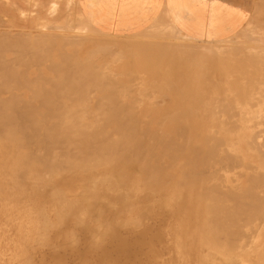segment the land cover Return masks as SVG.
<instances>
[{
  "label": "bare ground",
  "instance_id": "6f19581e",
  "mask_svg": "<svg viewBox=\"0 0 264 264\" xmlns=\"http://www.w3.org/2000/svg\"><path fill=\"white\" fill-rule=\"evenodd\" d=\"M83 2H85V1H81V0H57L55 2H52V4H51L49 0H46V2L44 3L45 9H41L40 11H37L35 13L29 12L30 14H27L23 17L18 16L17 18L21 19V21L24 23L23 26H26V27L27 26L28 27L29 26H37L38 28H40V31L42 30V32H43L44 28H48V33H49V30H51L49 28H51V27L55 28L54 30L57 29L58 32L59 31L61 32L64 30L63 33H59L57 35H55L56 32L54 30H52L55 33H50L49 35L52 34V36L55 35L56 37H58V35H60V36L62 35L66 40H68L70 42H71V40H76L77 43L80 42L82 44L85 43L86 41L93 39V40H91V42L94 41L95 45L97 44L99 47H101V48L103 47V49H105V47H106L111 52L113 51V53H111L109 51V53H111V55H108L107 61H104L107 57L103 53L108 52V50L105 49L106 51H104V52H103V50L101 51V52H103L102 54H103V57L105 56V59H103L101 57L102 56L101 52L98 51L101 55L100 59L102 58V60L104 62L101 61L102 64H96V65L94 62L97 61V59H99L98 57H96L99 55L94 56V54H93V56L96 57L97 59L96 58H90V57H91V53H94L97 51L92 52V49L90 48L91 53L90 54L87 53V55H90L89 58L86 59V61H88L87 63H91L89 61H92L94 63V65L96 67H98V69L97 68L96 69L100 70L102 73L100 72L101 73L100 74L99 71L96 72L97 70H95L94 72L97 73V76L100 75L99 78L100 79L103 78V80L111 81L110 77H109V79H106V78H108L106 75L107 74L112 75L111 77H113V75L115 73L110 71V69H113L114 67L116 68L117 63L122 58H125L126 55L133 58V56L136 55L137 52H135V49H136L135 47L137 45L135 46V43H133L131 45L130 40H127V39H132V37H133V40L135 38H139V37L141 38V39L139 38V41L136 44H138V45L141 44L142 49L145 48L146 46L149 47V48L146 47V50L143 49V52L144 51L146 52L147 50L149 51L151 49V47H152L151 44H153V43H151L152 40H150V39H154L153 40L154 46L150 50L151 52H149V53L144 52V55L142 54L143 53L142 52V53H140L141 57H142V55L144 57H150L153 54L152 52H154L152 50H157V48L161 52L158 50L155 52H160L163 54H165V51L176 50L177 52H180L181 54L187 53V54L198 55V56L215 57L218 59H220L226 53H229L231 51L232 58H231V60L228 59V60H230L231 64H228V60H226L225 57H223V59L221 58V60L225 59V61H227V68H230L233 70V72L231 70H228V71H230V73L232 72L231 75H233L239 68V63L237 62L238 59H240L242 61L240 63H242V64L244 63L243 61H245V60L243 57L246 55H243V57H240V56H242V54H245V52L249 53L245 58L246 60L249 59V57H248L249 55H254V56L256 55L260 60H262V61L264 60V22L263 21H262L263 23L260 26H258L259 29L254 28V29H256V32L252 28L253 34H251V35L253 37L245 38V40L246 39L252 40V38H253V40H254L253 42L257 41L255 43V45L254 44L249 45L252 42L248 43V41H244V42H247L248 44L243 43L244 46L242 44L239 46V44L237 45V41L233 40V42H236V44H233L230 41H228L230 38H228L226 36H224L222 38L223 40H221L220 42H199L197 40H194L195 38H192V37L187 38L185 36L186 37L185 38L184 35H182L179 32V30L177 29V27L174 25L173 21L166 14L160 15L158 18L154 19L141 32L137 31L138 33L135 32L136 34H134V35L127 36V37H119V36H115V35L108 34V33H103L101 31L96 30L95 24H93L92 18L89 15H86L84 13V11H82L81 6L82 7L84 6ZM64 10H66V13L63 14L62 17H60L61 12ZM249 22H250V20L247 21V23H249ZM256 22H258V21H256ZM50 23H54L56 25L49 27ZM258 24H259V22H258ZM0 26H1V24H0ZM247 26L250 28V25H247ZM247 26H244L235 35H240V36L245 35L246 36V34H250L248 32ZM251 26H253V25H251ZM22 29H25V28H22ZM1 30H3V29H1ZM1 30H0V32H1ZM84 30H92V31L98 32V36L101 37L102 39H105L104 42L103 41L101 42V39H99V38H98L99 42H95L97 39L95 40L94 38H92V37H95V34H94V36L89 37L87 34H85L86 31L84 32ZM6 31H7V29H6ZM46 31H47V29H46ZM79 31H81V33H84V34H81ZM19 32H21V31H19ZM42 32H39V33H42ZM88 32H90V31H88ZM26 33L25 34L28 35L29 32H26ZM39 33H38V35L40 37H42L41 34H39ZM92 33H94V32H92ZM166 33L171 34V35L173 34L175 36L182 35V38L189 40V42L184 43L186 41L183 40L184 42L180 43L181 41L180 42L175 41L176 39H174V41L168 40L169 41L168 42L167 40L162 41V39L160 40L158 38V37H160V38L165 37V35L169 36ZM6 34H8V33L6 32ZM42 34L44 37V33H42ZM46 34L47 33H45V35ZM163 34H164V36H163ZM21 35H23V34H21ZM49 35H47L48 38H49ZM89 35H90V33H89ZM52 36H50V37L52 38ZM60 36L57 38L59 40V42H58L59 47L61 46V41H62V39H60ZM0 38H1V36H0ZM32 38H33V36H32ZM123 38H126V40L128 42H130L129 43L130 46H135L134 47L135 49L132 50V52H131L134 55H131L129 52H128L129 54L128 53L126 54L125 52H123L125 54L122 57L123 53H120V51H119L120 48L117 49L118 43L116 41L121 39L120 41L122 42ZM157 38H158V40H156ZM165 38L168 39V37H165ZM169 38L171 39L172 37L169 36ZM142 39H144V40L142 41ZM178 39H181V38H178ZM0 40H2V39H0ZM15 40H17V39H15ZM43 40H45V42H46L49 39L46 40V37H45V39L43 38ZM58 40H56V42ZM140 40L142 42H140ZM52 41H54V40L52 39L50 42L52 43ZM124 41H125V39H124ZM155 41L159 42V43H156ZM45 42L43 43L44 45H45ZM134 42H135V40H134ZM139 42H140V44H139ZM149 42L151 44L147 45V43H149ZM16 43H18V42L14 41L13 44H16ZM35 43H36V41H35ZM160 43L162 46L160 45ZM240 43H241V41H240ZM1 44H2V42H1ZM40 44H41V41H40ZM40 44L38 45V47L40 46ZM47 44H48V42H47ZM68 44L70 45L69 42H68ZM73 44H76V43H72L71 45L73 46ZM123 44H124V42H123ZM6 45L7 44L5 43V46ZM50 45L52 46V44H50ZM55 45H57V44H54V46ZM79 45L80 44H78V49L80 48ZM28 46H26V47H28ZM41 46L39 48H37V47L36 48L38 50H40V49L45 50L44 48H46V47L42 46L44 48H41ZM51 46L50 47L48 46V47L51 48ZM54 46H52V47L53 48L56 47L58 49V46H55V47ZM72 46H70V47H72ZM75 46H73L72 49H74ZM158 46L160 47V49ZM173 46H174V48H171ZM65 47L69 48L68 45L66 46L64 44L63 48H65ZM94 47L95 46H93L92 48H94ZM165 47L168 49H165ZM127 48H128V46H127ZM137 48L140 50V46L139 47L137 46ZM0 49H2V48H0ZM8 49L6 51H8ZM10 49H11V47H10ZM22 49H23V47H22ZM37 49L34 51H37ZM99 49L97 47V50H99ZM28 50L29 49L27 48V50H26L27 53H28ZM47 50L49 51V49H47ZM51 50H52V48H51ZM58 50L56 52H58ZM60 50H61L60 51V53H61L63 51V49L61 48ZM75 50H77V49L75 48L74 50H72V52L70 51L71 52L70 54L73 55L72 54L73 51H74V53H76L77 51H75ZM124 50H131V49L130 48L126 49V47H125V49H123V51ZM88 51H89V49H88ZM238 51H240L241 54ZM2 52L3 51H1V53ZM56 52L54 53V51H53V54H56ZM86 52L87 51H85V53ZM236 52H238L237 53L238 55L240 54L239 55L240 58L239 57L237 58L234 55V53H236ZM242 52H244V53H242ZM29 53H30V51H29ZM40 53L41 52H39V54ZM42 53H43V51H42ZM147 53L150 56H148ZM3 54H4V52H3ZM47 54H48V52H47ZM47 54L44 56L48 57ZM59 54H56L57 57H55V58L58 59V57L60 56ZM120 54H121V56H120ZM17 55H18V53H17ZM30 55H32V54H30ZM51 55H49V56H51ZM68 55L69 54L64 55V56L67 57ZM75 55H77V54H75ZM138 55L139 54H137V56ZM74 56H72L71 58L69 57V58L73 59ZM137 56H136V58H137ZM170 56H172V55H170ZM9 57H10V55L8 56V59H9ZM12 57H11V59H12ZM33 57H34V55H33ZM37 57H39V56H37ZM76 57H78V55ZM130 57H128V59L126 57L125 58L126 60L124 59L125 62L127 60H129ZM233 57L237 58V59L235 58L237 60L236 62H234L235 59ZM4 58L6 59L5 56H4ZM84 58H85V56H84ZM171 58H174V56ZM5 59H4V61H5ZM43 59H44V57H43ZM78 59L79 58H77V61H81ZM152 59L156 60L157 57L153 56ZM232 59H234V61ZM12 60H14V59H12ZM36 60H37V58H36ZM52 60H53V58L51 59V61ZM64 60H66V59H64ZM124 60L122 59V61H121L123 63V65L125 64L123 62ZM140 60H141V58H140ZM221 60H220V63L223 62ZM254 60H256V59H253L252 61H254ZM31 61H33V60H31ZM144 61L149 62L152 60H149V58H148V60L144 58ZM161 61L162 60H159L158 63L159 62L161 63ZM166 61L167 60H164V63H168ZM168 61H170V60L168 59ZM179 61L183 62L181 60H179ZM47 62L45 60L46 64H47ZM55 62L56 61H54V63ZM69 62H70V60H69ZM133 62H134V59H132L131 61H128V64L130 63L129 66H131V63H133ZM140 62H141L142 66L144 64H146L145 66H148V64H149V63L147 64V62H145V63L143 62V64H142V61H140ZM232 62L234 64H232ZM3 63H0V83L2 84V86L4 84V87L0 86V93L1 92L4 93L6 91H9V89H7L8 87L6 88L5 85H7L13 79V77H12L13 72H11V75H10L9 68L7 67L8 65L7 64L5 65ZM45 63H43V65L42 64H40V65H42L44 68L46 65ZM51 63H53V62H51ZM62 63H64V62H62ZM77 63H75V64H77ZM122 63H121V65H122ZM235 63H238V65H236ZM258 63L260 65H262L260 62L257 61V64ZM20 64L21 63H19V65ZM67 64L68 63H66L65 65H67ZM75 64L72 63L71 66H73ZM154 64L156 65V63H154ZM65 65H63V66H65ZM94 65H92V63L89 64V66L90 67L93 66V68H94ZM229 65H230V67H229ZM235 65H236V67H235ZM246 65H248L247 62H246ZM253 65H255L254 67H256L255 71H256L257 67L260 66V65L256 66V63ZM57 66H59V65L57 64ZM76 66H79V64L75 65V67ZM119 66H120V64H119ZM149 66H151V65H149ZM47 67H49V66H47ZM54 67H56V64L54 65ZM59 67H57V68H59ZM62 67L60 69H63ZM254 67L252 68L253 71H254ZM49 68H51V67H49ZM49 68H48V70H49ZM66 68L67 67L65 66L64 69H66ZM79 68H81V66ZM85 68L86 69L84 71L87 72V73L84 72L85 75L89 74V76H90V72L88 73L89 68H87V64H86ZM227 68L225 67V69H227ZM240 68H242V66ZM258 68L261 69L264 67H258ZM30 69H32V68H30ZM45 69H46V67H45ZM55 69L56 68H54V70ZM71 69H73V68H71ZM71 69H70V72L72 71ZM260 69L258 71H260ZM18 70H19V68H18ZM75 70H76V68H75ZM78 70H81L83 72V67H82V69H78ZM91 70L93 71V69H91ZM242 70H244V69H242ZM242 70H241V72H243ZM262 70H264V69H262ZM66 71H64V72H66ZM246 71H249V74H251L253 72L252 71L250 73V70H248V69H246ZM50 72H52V71H50ZM82 72L81 73L78 72V73H80L81 75L82 74L84 75V73H82ZM212 72H217V71H212ZM263 72L264 71H262V73ZM14 73H18V72L14 71ZM55 73H56V71H55ZM60 73L63 75L62 71H59V74ZM75 73H76V71H75ZM103 73L105 75H103L101 78V75ZM243 73H245V71ZM56 74H58V73H56ZM65 74H67V73H65ZM68 74H69V72H68ZM91 74H93V73H91ZM135 74L132 75L133 80L131 78L130 80H132V81L128 82V84L129 83L132 84L131 88L132 87L134 88L136 85L139 86V84H142V83L138 84V82H140L139 81L140 79L138 80V75L136 74L137 75L136 76ZM224 74H223V76L221 75L222 76L220 78V79H222L221 82H220V79H218L219 74L217 75V77H218L217 78L215 76V74L212 73V75L215 78H217V80H219V81H217L216 79L214 81L213 78L208 79L209 74L208 75L206 74V76H208V77H206L207 79L205 78V75H203V77H204V79H206V81H208V80L211 81V82H208V83H210L209 85L211 88L213 86L211 84L215 83L213 88H212L213 90L211 89L212 91H214V87L218 86L216 84L219 82L220 83L223 82V80H224L223 77H225ZM249 74H247V75H249ZM16 75H18V74H16ZM25 75H26V73H25ZM39 75H38V77H40ZM71 75L73 77V74H71ZM81 75H78L79 78ZM169 75H172V74H169ZM210 75H211V73H210ZM251 75L253 76L254 73ZM19 76H22V72H21V74H19ZM53 76H54V73H53ZM65 76L66 75H64V77ZM97 76L94 75L95 78H97ZM133 76H135V77H133ZM252 76L251 77L248 76V77L251 78V80H252V79H255V77L257 75L256 76L254 75L255 76L254 78ZM36 77H37V75H36ZM46 77H49V76H46ZM57 77H59V76H57ZM76 77L77 76H75L73 78L76 79ZM92 77H87V78L92 79ZM234 77H235V74H234ZM234 77L232 76L231 78H234ZM261 77L264 78V76H262V74H261ZM261 77H260V79H262ZM18 78H16V79H18ZM44 78H45V76H44ZM135 78H136V81H134ZM171 78L173 79L174 77H171ZM209 78H211V77H209ZM231 78H228V79L231 80ZM243 78L244 77H242V79ZM29 79H31V78H29ZM39 79L45 80L43 78L42 79L39 78ZM81 79H82V76H81ZM117 79H118V77H117ZM117 79L116 80L113 79L112 81L113 82L115 81V83H116V81H118ZM236 79L238 80V77H236ZM242 79H241V82L242 81L244 82L246 80V79L245 80H242ZM33 80H30V82ZM153 80H151V81L149 80V82H151V86H153L152 84L155 83L154 86L157 89L163 88V90H164V86L160 87L163 85V83H161L159 86V83L155 82V81L153 82ZM168 80L170 81L169 77H168ZM212 80L214 81V83ZM239 80H240V78H239ZM248 80H250V79H248ZM255 80L256 81L259 80V76H258V79L256 78ZM255 80H253L251 82H254ZM52 81L54 84L55 78ZM64 81H62V84ZM91 81H93V79ZM95 81H94V83H97V84H99L101 82V81H99V83H98ZM231 81H233V79ZM250 81H249V83H251ZM262 81L264 82V80H262ZM37 82L39 83V81L36 78V83ZM41 82L42 81H40V83ZM68 82H70V81L68 80ZM119 82H117V84L121 83V82L120 83ZM131 82H134V84L136 83V85L133 86V83H131ZM144 82H145V80H144ZM224 82L225 83H223V86L224 85L227 86L228 85L226 83L227 81H224ZM234 82L237 83L235 78H234L233 83ZM20 83H18V84H20ZM31 83L33 84V82H31ZM36 83H34V85H33L34 87L36 85L38 86V84H36ZM51 83H50V85H51ZM110 83H107L106 84L107 87L106 86L105 87L110 89V86H109ZM115 83L113 85H115ZM156 83H158V85ZM208 83H207V85H208ZM228 83H231V82L229 81ZM238 83H240V82H238ZM245 83H246V81H245ZM18 84L16 82V86ZM62 84H61V86H62ZM97 84H96V86H97ZM234 84L232 85L234 87L239 85V84H236V86H235ZM23 85H24V83H23ZM40 85H43V84H40ZM50 85H48L49 88L52 86V85L51 86ZM103 85L100 86L101 89L104 88ZM126 85H127V83H126ZM240 85H243V83H240ZM254 85H256V83ZM68 86H70L69 83H68V85L66 83V86L64 85V88H66ZM74 86L77 87L75 84H74ZM81 86L82 85H80V88H81ZM90 86H91V84H90ZM92 86H94V85H92ZM118 86H120V85H118ZM147 86L145 88H142V90H144L146 88L148 89L149 86L148 87ZM154 86L150 87L149 90L146 89L145 92L150 93V91L151 92L153 91V93H150V94L154 95L155 90H157ZM249 86L251 87V89L253 87V90L259 91V93L264 92V90L261 91L262 88H256V87H258V84L256 87L251 86V85H249ZM249 86H247V87L251 91ZM21 87H23V86H21ZM59 87L60 86H58V88ZM88 87H89V84H88V86H86V88H88ZM129 87H130V85H129ZM219 87H220V84H219ZM261 87H263V86H261ZM18 88H20V87H18ZM33 88H31V89H33ZM43 88H45L44 85H43ZM72 88H73V86H72ZM99 88H98V90H99ZM113 88L114 87H111V89H113ZM131 88H130V90H131ZM202 88L204 89L205 87H202ZM202 88H201V91L203 92ZM207 88H208V86L206 87V90L204 89V91H206V92L205 93L203 92L204 94L202 93L203 97H207V96H205V94L206 95L210 94L207 92ZM216 88L219 89L218 87H216ZM216 88H215V90H216L215 92L217 93L218 90ZM221 88H223V87H221ZM224 88H225V86H224ZM229 88H231V87L228 86L226 89H228V91H229ZM248 88L245 89V86H244L242 90L244 92L245 91L247 92ZM254 88H256V89H254ZM13 89H15V88H13ZM61 89H59V90H61ZM67 89L68 88H66V90ZM84 89H85V86H84ZM94 89H96V87ZM125 89L123 88L122 90L127 91V87ZM153 89H155V90H153ZM226 89H224V91H226ZM234 89H233V91L232 90H230V91L232 93L233 92L235 93V91H236V93H237L238 88H237V90H236V88H234ZM17 90H19V89H17ZM50 90H52V88L49 89V91ZM78 90H80V89H78ZM113 90L116 91L115 89H113ZM242 90H239V91H242ZM11 91H12V89H11ZM11 91H9L7 93L9 94ZM34 91H36V88ZM42 91L43 90L41 89V92ZM67 91H69V90H67ZM70 91L73 92V90H71V89H70ZM76 91H77V89H76ZM84 91H86V89ZM114 91H111L112 94H114ZM221 91L222 90L219 91L220 96H217L220 98H217V99L219 100V102L223 100V102H224V103L222 102L224 104L223 106L221 105L222 104L221 102H220L221 104H219L217 102L218 100H215L217 102V105H215L214 101L212 102V99L213 100L216 99V95H218V93L216 94L215 92H214V94H216V95L211 96V97H215V98H212V99L204 98L205 101L211 100V103H208L209 101H207V103H206L204 100H203L204 102L200 101L203 98L202 95L200 94L201 97L199 96V98H198V94L196 97L195 96L196 93H194V98H192V99H195V97H196V99L198 98V100H199V102H198V100L196 101V103H198V105H196V106L195 105L192 106L193 104L192 105L190 104L191 106L186 105L183 108L173 107V106H171L170 108L162 107V106L161 107L160 106L159 107L149 106L150 107L149 108L150 111L148 110L149 112H151V110L153 108L157 109V110L159 109L160 111L161 110H168V109H176L177 113H178V110H180L179 113H181V114H177L175 111L172 112L170 110V113L172 112L173 116H174V114L178 115V116H175L176 119L178 117H180L179 119L182 120L184 118V117L182 118V116H192V117L196 116L197 118H198V116H204V119H205V116H207V117L208 116H212V117L216 116V119H218V117H219L220 125H222L224 127L227 125L228 126L231 125V127L233 126V128L231 130L221 129L218 131V129H220L218 125L216 127L214 126L215 127V129H214L213 125L210 124L211 126L208 127L209 125L205 124V123H208V124L210 123L209 118H206L209 121H206L204 123V120H203V124L206 125V126L204 125L205 127L203 126L204 130H203V128H199L200 130L202 129L203 131H201L200 133L193 131L195 133H192V134L189 133V130H188V132H186L187 130H185V129H187V127H188V126H185L186 124L184 125L185 129L183 128V125H181L182 129H183L182 130L181 126H179L178 123L176 124L175 123L176 120L170 115L172 117V119H171V117L169 116L170 113L167 114L168 111L165 112L166 114L164 113L165 115L164 114H162V115H164L165 117L168 116L166 118H168V119L170 118L169 120H171V121L174 119L173 122H174V124H176L175 126L176 127L179 126L180 128L176 129L174 127V125H172L174 127V129H176V130L173 129L174 131H170L168 129H161V130L147 131V130H143V129L139 130V126H138V132H137L136 127H134L137 125L136 121L139 119L137 116H145L146 117V116H158V115L137 114V112H135V113L133 112V111L144 109L143 107L136 106L138 104L139 100L141 99L140 98L141 96L140 97L135 96L136 98L134 97L136 99V101H138L137 104L135 101L134 104L130 103V105H128V104L123 105L122 103H124L125 102L124 101L121 103L122 106H120L121 104L119 106L118 105L113 106L112 104L116 103L118 101V99H120V98H118L119 95H117L116 98H118V99L116 100V102H114V101H113L114 103L110 102L109 99L111 98L110 96H112V95H109L108 90H107V92H108L107 94L110 98H108V100L107 99L106 100L109 101L112 106L111 105H108V106L105 105L106 102L103 106L102 105L96 106L94 103L95 101L93 102V99H92V102L94 103L95 106L89 107V108H95L96 110L97 109H99V110L105 109L106 112L102 113V114L100 113L101 110L99 113H94L93 110H92V113L90 112L91 110L89 111L90 113H88L87 109H86L87 113H76V112L73 113V111H75L74 108H80V110H81V109H85L86 107L85 106L84 107H80V106L76 107L75 105L74 106H68L67 105L65 107H61L62 104L60 103L61 105L60 104L59 105H60L61 109L62 108L73 109L72 113H68V111L66 110L67 113L65 112L63 114L61 113V114H57V115L54 114L53 115V113L57 110H55L52 114H49L52 111L47 112V114H42L44 111L43 112L38 111L41 113V115L40 114L38 115L37 113L33 114V113H29V111L27 113V111H26L27 109L30 110L34 106L33 103H32L33 106L30 105L31 107H28L29 105L24 106V104H23V106L21 104H20L21 106H18V104L17 105L12 104L11 106L0 104V109H5V110L6 109H13V110L16 109V110H20V111L22 110L21 113H10L11 111L9 113H0V204H1L0 210L2 211V212L0 211L2 214L1 215L2 217H0V218H2V220L0 219V225L3 224V226L4 225L9 226L12 224V222L14 223V221L19 222L18 226H19L20 230H19V232L18 231L17 232L20 233V231H21V233L19 234V238H22V239L21 240L18 239L19 240L18 243L22 244L23 241H25V243H26V242H28L27 241L28 238H30V240L33 238L32 240H34L35 242L38 241L41 243L42 246L43 245L46 246V244H48L49 240L52 239L51 237L53 236V237H55V239H58V242H59V240H61L60 245H57V244L54 245V246L60 247V248H61V246H69V245L75 246L76 244H78L79 236L81 235V234H79L78 230H82V232L80 231L81 233H83L86 230V233L88 232L87 236H89L88 243H86V242H85L86 244L83 243L82 239L84 240V236L82 239L80 238V240L89 249L91 248L92 251H95L96 249H100L102 247L104 249V244H105V242L107 240L106 238L108 236L114 237L115 239L117 237V240H119V242H121L124 239H122L120 237H123L125 235L124 238L125 239L127 238L126 234L122 233L123 231H129L130 235L132 233L135 234L138 231V229L139 230L141 229V227L142 228L144 227L143 230L145 231V223H146L145 221L147 220V217L149 215L151 216V213L152 214L155 213L156 209H159L161 211L166 209L168 211L167 213H169L168 215H170V213H171L170 217L167 215V217L169 219L166 217V219H168V224H166V222H165L166 219L162 220V221H164V222H162L163 225L165 223V225H168V227H169V228H167L165 226L166 227L165 229H167V231L162 229V231L164 230L166 233L164 231L161 233V231L158 232L157 230L151 231V232H154L151 234L155 235L156 243L158 242V240H163V241L166 240V241H165V243L163 241H162L163 243L161 242L163 245H161V243L159 241L158 244L161 245V247L159 246L160 247L159 248L157 246V248H156V245H154V243H155L154 240H153V243L150 242V245L147 246L146 244L149 243V241H148L149 237H148V240L145 239V242L147 240L148 243H144V241H143V245L147 246V248H148L147 249L148 252L146 251L147 254L150 252V250H149L150 248L151 249L155 248L154 250L156 253H158L157 251H159L156 249L162 248V250H164L163 249V248H165L164 244H168L169 243L168 241L171 238L172 245H173L172 248H174V250H175V253H174L175 261L172 262L171 260H169V261H171V264H264V184H263L264 183V105H263L264 99H262L263 104L261 102L260 104H262V105H260L257 102L261 100L260 99L261 97L260 98L257 97L258 101H256V103L259 104V106H255V101H254L253 105H252L253 101L252 102L248 101L249 103L246 101L245 103H248V104H243L242 102L238 101V105H236V109L234 112L233 111L234 108L230 107L228 105L229 103H228L227 98L229 99V97H227L226 94L224 96V94L222 93L223 91L222 92ZM230 91H229V93H230ZM13 92H12V94H13L12 96H14ZM83 92H81V90H80L78 94H81ZM249 92H247L246 95H242V96L247 99ZM253 92L254 91H251L252 94H254ZM19 93L21 94L22 92H19ZM47 93H49V92H47ZM88 93H90L89 90H88L87 94H84V93L83 94L85 96L87 95V97H89ZM97 93H96V96H98ZM117 93L115 92V94H117ZM129 93H130V91H129ZM129 93L127 95H129ZM141 93H140V95H141ZM211 93L213 94V92H211ZM221 93L223 94V96L221 95ZM234 93H233V95H234ZM241 93L244 94L243 92H240V93H237V95L239 96V94H241ZM107 94L105 93V95H104L101 93L100 95L101 96L104 95L106 98ZM115 94H114V97H115ZM122 94H126V93H124L122 91ZM150 94L149 95L146 94V95H148L150 98V97H152ZM15 95H16V93H15ZM91 95H93V97H96V96H94V94H91ZM146 95L144 96V93H143V96H142L143 98L145 97L144 98L145 100L148 99V98H146ZM237 95H236V97H238ZM29 96H31L30 92H29ZM29 96H27L28 97L27 99H28V101L30 99V102H31L32 97L29 98ZM123 96L124 95H122V97ZM231 96L232 95H230V97ZM242 96H240V97H242ZM253 96L251 95V98H253ZM50 97H51V95H50ZM52 97H53V95H52ZM122 97H121V99H122ZM130 97L133 98L132 96L129 95V100H130ZM179 97H178L179 99L184 98V96H182V97L179 96ZM209 97H210V95H209ZM240 97H238V99L237 98L236 99L240 100ZM5 98H7V96ZM15 98H18V97H15ZM20 98L22 100H24L22 97H19V100H20ZM33 98H34V96H33ZM58 98L59 97H57V101H58ZM71 98L73 99V98H75V96L71 97ZM137 98L138 99L140 98V99L137 100ZM161 98H162V96H161ZM263 98H264V95H263ZM27 99H25V100H27ZM38 99H39V97L36 100H38ZM41 99H43V98H41ZM47 99H48V97H47ZM55 99H53V100H55ZM63 99H66V97H64ZM135 99H133V100L131 99L132 101L131 100L130 101L133 102ZM168 99H169V97H168ZM220 99H222V100H220ZM224 99L227 101H224ZM241 99L242 100H240V101L246 100L244 98H241ZM86 100H87V98H86ZM94 100H96V98H94ZM97 100H100V99H97ZM153 100L158 102L155 99H152L151 101H153ZM172 100H174V98H172ZM233 100L231 98V101H233ZM251 100H253V99H251ZM46 101H48V100H46ZM57 101H55V102H57ZM68 101H69V98H68ZM73 101H75V100H73ZM73 101L69 102V103H73ZM229 101H230V99H229ZM39 102H42V101H39ZM67 102H65V103H67ZM85 102H87V101H84V103L81 102L79 104H82V106H83V104H87L88 102H90V97H89V101L87 103H85ZM100 102H101V100H100ZM140 102H142V101H140ZM140 102H139V104H140ZM160 102H162V101H160ZM202 102H203V104H202ZM13 103H15V102H13ZM199 103H201V104H199ZM212 103H214L213 106H212ZM36 104H38V103H36ZM40 104H42V103H40ZM159 104L161 105V103H159ZM225 104H227V105L225 106ZM249 104H251L252 106H250ZM44 105H39V106H44ZM56 105H55V107H56ZM76 105H78V104H76ZM48 106H50V104ZM48 106H46V108L53 109L52 106L51 107H48ZM231 106H234V104L231 103ZM252 107L256 108V110H254L253 112H252V110H253ZM250 108L252 109L251 111H250ZM216 109H218L219 111L222 110V112H219V113H214V112L212 113L211 112L212 110L215 111ZM23 110L26 112H23ZM45 110L48 111L47 109H45ZM62 110L65 111L64 109H62ZM80 110H77V111H80ZM107 110L108 111L112 110V112L107 113ZM113 110H116L115 113L113 112ZM131 110H133V111L131 112ZM157 110H156V113H157ZM181 110L182 111L184 110V111L181 112ZM185 110H186V112H185ZM188 110L191 113H188ZM194 110L195 111L196 110H208V112H209V110H211L210 111L211 113H208V112L205 113L206 111H204V113H200L198 111H196V113H192V112H195ZM229 110H230V112H229ZM36 111H37V109H36ZM69 111H71V110H69ZM122 111L123 112L125 111L126 113H123ZM127 111L131 112L132 114L127 113ZM117 112H119V113H117ZM120 112H122V113H120ZM182 113H185V114H182ZM91 116H92V118H93V116H96V117L97 116H99V117L104 116V118H102V119L101 118L100 119L95 118L94 119L95 121H89L88 119H91L90 118ZM105 116H107V118H105ZM108 116H111V117L115 116V118H108ZM117 116H121V117L125 116V118H122V119L119 118L118 119ZM128 116H130V117H128ZM134 116H136L138 119L136 120V118ZM220 116H224L225 118L222 117L223 119L222 118L220 119ZM132 117H134L135 119L133 118L134 120H132ZM212 117H211V119L214 122L215 119ZM143 120H145V119H143ZM157 120H159V122H162L160 120V118ZM199 120H201V118ZM199 120H198V126L203 125L202 121H201V124L199 125V122H200ZM178 121H180V120H178ZM183 121H184V119H183ZM183 121H180V122L185 123ZM138 122H139V120H138ZM144 123L145 124L147 123L146 125H148L151 123L154 124L155 122H152L149 119L148 120L146 119L144 121ZM168 123H170V122L168 121ZM216 123L217 122H215V125H216ZM142 125H143V122H142ZM222 126H221V128H222ZM123 127H126V130L123 129ZM127 127L128 128L130 127V128L127 129ZM131 127H134V128H131ZM191 127H192V125L190 126V128ZM228 128H230V127H228ZM193 130H194V127H193ZM139 131L141 132V134L139 133ZM134 133L141 135V138L140 137L139 138H140V140H141L140 142L142 143L144 148H142L140 145V148H138L139 150L138 151L135 150V151H137V157L133 159L131 157H128L129 155L127 154L128 153L127 148L131 142H134L132 140L133 138L132 139L130 138ZM139 135H137V137ZM135 137L136 136L134 135V138ZM130 139H131V142L129 141ZM136 140H137V138H136ZM107 153L110 154V156L112 158H106L105 156ZM112 153H115V156H118V159H117V157L114 158V156L111 155ZM108 154H107V156H108ZM235 158H236L237 162L234 161ZM124 159H126L127 161L129 160L132 163L134 162L133 165H135V164L138 165L139 171H137V168L135 171H133V170L131 171L130 169L124 167L123 165H120L121 164L120 162H123ZM155 159H158V160H155ZM177 159H180L183 161H182V164L180 166H178V168H176V170H174L175 172H163L162 171L163 164L167 163L168 167L170 168L172 166V164H173V166H175V164H176L175 162L178 161ZM115 160H119L118 161L119 163H117V161H115ZM125 161H124V164H125ZM242 161H244V163H242V164L245 165V162H246V164H248V166L246 165V167H245L246 169L249 168L253 171H255L256 169L259 171L262 170L263 176H260V174L259 175L255 174V172H254V176L251 177V172H250V177L248 175L246 176L247 178L245 177L246 181H248L247 185L246 184L243 185L244 179H242V176L244 174L242 175L240 173V170H239V167L241 166V165H239V163H241ZM179 162L180 161H178V163ZM132 163H130V165ZM234 163H238V165L234 164ZM136 165H135V167H137ZM243 170H241L242 173H244ZM175 173L177 176L179 175L177 178H174L176 176ZM248 174H249V172H248ZM89 179L95 180V182H97L98 185H101L102 183H104L106 181L107 182L113 181V182H115L116 185H119V187H121V188L125 187V189L127 188L129 191H131L132 196L134 198L136 197V200H137V196L140 193L143 195V192L144 193L148 192V189L159 188V187L161 189L169 188L168 191H170V192H162V191H164V190H162L161 194L154 193L146 201H144V202L141 201V203H142L141 205L137 206L139 204L138 200H141L140 198L143 197L140 194L142 197L138 196V200H137L138 204H136V203L133 204L134 202H131L132 200L134 201V199H131V201L128 200L129 202L126 201L127 203L124 204L123 208H122V205L119 204L122 209L119 208L120 210L118 209L119 210V211H117L118 213L114 212L115 214L113 215V217H111L112 216L111 215L110 217L103 218V215H102L103 209L101 207L99 208V206L102 204H105V201L99 200L100 198H98V197L100 195H97V192L95 190L91 191L92 189L90 190V188H89V190L82 192L81 195H80V193H78L80 196H78V195L74 196L71 193V185H73V184H75V185L72 187H76L75 189H77L78 187L80 189H84V190L88 189V188H86V186L89 185V181H87L85 183V180H89ZM172 179H174V180L176 179L175 182L173 183V187L171 186ZM62 180L64 182H66L65 185H60L58 183ZM257 180L258 181L260 180L261 183L259 184V182H258L256 184ZM76 181H79V184H76ZM107 184H105V186ZM174 184H177L178 187L174 186ZM180 184H182L181 187L179 186ZM168 185H170V186H168ZM93 186L95 187V185H93ZM96 186H97V184H96ZM115 186H114V188H115ZM54 187H57V188L55 189ZM116 188H117V186H116ZM176 188H178V189L176 190ZM181 188H184L185 191H183ZM243 188H244L243 191H245V192H241L242 191L241 189H243ZM96 189H97V187H96ZM72 191L74 192V190H72ZM108 191H109V189H108ZM113 191L115 192V190H113ZM104 192H106V191H104ZM111 192H112V190L104 193L102 195V198H108V196H109V198L111 199V197H112L110 195V194H112ZM121 192L123 193L122 190H121ZM158 192H159V190H158ZM42 193H44V195L46 197V201L44 199L42 201L41 196H39L41 199H38V200H41L40 203H38V201L36 202V200L33 201L34 198H38L35 195H37V194L43 195ZM99 193H101V192H99ZM193 193H195V194H193ZM149 194H150V192H149ZM82 195L83 196L85 195L83 199H82V197H83ZM119 195L123 196V195H125V193L119 194ZM77 197H80V199ZM130 197H131V194H130ZM130 197H129V199H130ZM120 198L121 197L119 196V199ZM145 198L146 197H144L142 199H145ZM116 199H117L116 201H118L117 196H116ZM47 201H49V202L47 203ZM111 201L113 202V200H111ZM120 201H121V199H120ZM120 201H119V203H120ZM106 203H107V200H106ZM123 203H125V202H123ZM47 204H49L51 207L53 206L52 209L54 210L53 211L54 217H53V215H51L52 212L51 213L48 212ZM115 204L116 203L114 202V205ZM17 206H18V208H16ZM112 207H114V206H111V208ZM111 208H109V209H111ZM121 213H124L125 215L123 214L122 217H119L118 215ZM132 213H135V214L133 215ZM156 214H158V213H156ZM158 218L159 217L157 216V218H155V219H158ZM67 220H70V222H73V224L70 223L72 225L69 226V223H68L69 221H67ZM149 220H151V218L148 219V221ZM151 222L152 223L156 222V224L159 223L156 220H155V222L154 221H151ZM147 224L149 225L150 223H147ZM151 224H150L149 228H147V225H146V228H147V230L149 229L148 230L149 232H150L151 226L153 225V224L152 225ZM154 226L156 227V225H154ZM154 226H153V229L155 228ZM158 226H159V224L157 225L156 228H158ZM160 228H164V227L161 226ZM147 230H146V233L148 232ZM158 230H161V229H158ZM169 230H171V231H169ZM156 231H157V233H156ZM15 232H16V230H15ZM129 232L127 233L128 235H129ZM122 234H124V235H122ZM144 234H145V232H144ZM168 234L169 235L171 234V237L167 240L166 236ZM136 235H138V234H136ZM138 236H140V235H138ZM138 236H137V238L136 237L135 238L138 239ZM142 236H145V235L142 234ZM4 238H3V240H4ZM15 238H16V236H15ZM119 238L122 240L120 241ZM132 238L135 240V238L133 236H132ZM152 238L154 239L153 235H152ZM25 239H27V240H25ZM55 239H53V240H55ZM115 239H114V241L117 242ZM15 240H17V239H15ZM32 240H31V243H33ZM85 241H86V239H85ZM109 241H110V238H109ZM130 241H131V238H130ZM137 241H134L135 245L133 243L132 247H133V245L136 246V243H138V245L140 243H142L141 240H140V243ZM54 242L56 243V241H54ZM127 242H129V241H127ZM29 243H30V241H29ZM31 243H30V245H31ZM124 243H125V241H124ZM124 243H122V244L117 243V244H119L121 246V248H123ZM130 243H132V242H130ZM21 244H19V245H21ZM114 244H116V243H114ZM82 245H80V246H82ZM127 245H130V244H127ZM28 246H29V244H28ZM48 246H49V244H48ZM54 246L52 244L50 245V247L52 249ZM78 246H76V247H78ZM140 246H142V244ZM149 246H151V247H149ZM33 247H34V245H33ZM110 247H113V246H110ZM20 248L21 247H19L17 251H19V253H22V251H21L22 249H20ZM30 248H29L30 253L29 252L27 253L25 251L27 253V257L29 256L28 254L32 253V248H31V250H30ZM105 248L108 251V252L106 251V253L102 252V249H100L101 252L103 253V255L101 257L104 259H105L104 256L107 255L108 253H110L109 248L106 246H105ZM114 248H116V247H113V249L112 248L111 249L114 251ZM134 248L136 249V248H138V246H136ZM145 249H146V247H145ZM145 249H143L144 251H142V252H145ZM23 250H25V247L23 248ZM44 250L47 251L48 249H44ZM127 250L129 253V249H127ZM138 250H140V249H138ZM162 250H161V254H162ZM169 250H171V248ZM34 251H35V249H34ZM50 251L48 250L47 252L49 253ZM58 251H59V249H58ZM66 251H68V250H66ZM118 251L119 250H116V252H118ZM38 252L42 253L40 251H38ZM43 252H45V251H43ZM60 252H63V250ZM69 252H70V250H69ZM71 252H72V250H71ZM89 252H90V250H89ZM116 252L114 253L115 255H117ZM122 252H123V250H122ZM138 252L139 253L136 252L137 254H139L138 256H142V252L141 251H138ZM152 252L153 251H151V255L155 256V253L153 252L154 253L153 254ZM26 253L23 252L19 256L25 255ZM50 254L51 253H49V256H50ZM69 254H71V253H69ZM114 254H113V256H114ZM120 254H121V252H120ZM130 254H134V256H135V252L130 253ZM147 254L145 255V257L147 256ZM44 255H45V253H44ZM44 255H41L42 257L39 255L40 258H37V256H35V255H32L31 259L33 260V256H34V258L36 257L37 259H40V260L36 261L37 263L36 262H34V263L41 264L40 263V261H41L44 264L45 262L43 260L46 259L44 257ZM67 255H68V253H67ZM81 255H83V254H81ZM45 256H48V255H45ZM124 256L122 257L120 255V257H122V258H124ZM126 256H125V258H128V255H126ZM21 257L22 258H20V259H22V261H20V262H23V259L25 257L24 256H21ZM92 257H94V256H92ZM92 257L90 259H92ZM168 257H170V255H168ZM41 258H42V260H41ZM70 258H71V256H70ZM122 258H120V259H122ZM148 258L153 259L154 257L148 256ZM0 259H1V257H0ZM35 259L33 261H35ZM47 259L49 260V258H47ZM47 259H46V261H47ZM51 259L53 260L54 258H51ZM95 259H97V258H95ZM104 259H101V261H106V259L105 260ZM118 259H119V257H118ZM118 259H117V262H119ZM135 259L141 261L142 258L135 257ZM26 260L27 259L25 258L24 262L26 264L28 262V264H29L30 258L28 259L29 261L26 262ZM70 260H73V259H70ZM147 260H146V262L150 261V260L149 261H147ZM157 260L159 261V259H157ZM33 261H31L30 263H33ZM66 261H69V258ZM77 261H79V260H77ZM77 261H76V263H78ZM90 261H88V263ZM107 261H109V260H107ZM129 261H131V260H129ZM129 261H128V264H130ZM143 261H145V259ZM158 261H156V262H158ZM165 261H167V259H165ZM165 261H164V263H165ZM110 262H112V261H110ZM126 262H127V260H126ZM133 262H131V263H133ZM146 262L141 261L140 264L141 263L144 264ZM152 262H153V260H152ZM47 263L49 264V263H51V261L47 262ZM99 263L101 264V262H99ZM159 263H160V261H159ZM162 263H163V261H162ZM121 264H124V263H121ZM156 264H158V263H156Z\"/></svg>",
  "mask_w": 264,
  "mask_h": 264
},
{
  "label": "rangeland",
  "instance_id": "374dc122",
  "mask_svg": "<svg viewBox=\"0 0 264 264\" xmlns=\"http://www.w3.org/2000/svg\"><path fill=\"white\" fill-rule=\"evenodd\" d=\"M13 1H18L19 2V5L20 6H23V8H28V6L26 5V2H24L23 0H0V6L1 7H3V9L1 10V12H0V24H1V26H0V30L1 29H3V30H1V32H0V36H1V38L0 39H2V40H0V48H2V49H0V53H1V51H3L4 52V54H3V52L0 54V63H3V64H7L8 66V68H9V73H10V75H11V72H13L12 73V77H13V79L11 80V82H9L7 85H5L6 86V88L7 89H9V91H11V89H12V91L8 94L7 92H9V91H6V92H1L0 93V104L1 105H17L18 104V106H23V104H24V106H28V107H31L30 105H32L33 106V104H34V106L29 110V109H27L26 111H27V113H28V111H29V113H33V114H40L41 115V113L40 112H43L42 114H47V112H50V111H52L51 113H49V114H52L55 110H57V111H55L54 113H53V115L54 114H63V113H65L66 112V110L68 111V113H72V111H73V109H65V108H62V109H64L65 111H63L61 108H60V105H61V107H65V106H76V107H78V106H80V107H86L85 109H81L80 110V108H74V110L75 111H73V113H87V111H86V109L88 110V113H92V110L94 111V113H99L100 112V110H101V114L102 113H105L106 111H105V109L104 110H102V109H95V108H89V107H94L95 105L96 106H99V105H104L105 104V102H106V104L105 105H111L110 104V102H112V103H114V102H116V100L118 99V98H120L121 99V97H122V95H124L123 97H122V101L120 100V99H118V101L116 102V103H114V104H112L113 106H119L122 102H124V103H122L123 105H125V104H128V105H130V103L131 104H134L135 103V101H136V97L135 96H137V97H140L139 99L137 98V100H139V102L140 101H142V102H140V104H139V102L138 101H136V104H137V102H138V104L136 105V106H138V107H143L144 109H141V110H137V111H133V110H131V112L133 111L134 113L135 112H137V114H150V115H158V116H134L135 118H136V120L138 119L139 120V122H138V120L136 121V123H137V125L136 126H134V127H136V129H137V132H138V126H139V130L140 129H143V130H147V131H150V130H161V129H168V130H170V131H174V130H176L177 128H180L179 126H181V125H183V128H184V125L185 126H188L187 127V129H185V130H187L186 132H188V130H189V133H195V132H193V131H196V132H201V131H203L204 130V127L206 126V125H209L208 127H210L211 125H213V127L215 126H219V128L220 129H218V131L219 130H221V129H228V130H231L232 128H233V126L231 127V125H227V126H222V125H220V123H219V117H218V119H216V116L214 117H212V116H205V119H204V116H198V118L196 117V116H182V118L184 119V121H183V119L181 120V119H179L180 117H178L177 119L175 118V116H178V115H176V114H174V116H173V111H175L176 113H177V110L176 109H168V110H157V109H152L151 110V112H149L150 111V107L149 106H151V107H168V108H170L171 106H173V107H179V108H183V107H185L186 105L187 106H189L190 104L192 105V106H196V105H198V103H196V101L198 100V98H199V96H200V94L202 95V93L204 92H206V91H204V89L206 90V87L208 86V88L210 89H208L207 88V92L208 93H210V94H205V96H207V97H203V95H202V100H200V101H203L204 100V98H210V99H212V98H215V97H211L212 95H216L217 93H218V95H216V99H212V102L214 101L215 102V105H217V102L219 103V104H221L222 102H223V100L222 99H220V100H222V101H220L219 102V100L217 99V98H220V97H217V96H220V90H222L221 92L224 94V96H225V94L227 95V97H229V99H230V101H229V99L227 98V100H228V105L230 106V107H233L234 108V112H235V109H236V105H238V101L239 102H242L243 104H248L249 102L248 101H253L252 102V105H253V103H254V101H255V106H259V104L262 102V99H264L263 98V95H264V92H260L259 93V91H257V90H253V87H252V89H251V87L249 86V85H251V86H257V84H258V87H256V88H262L261 89V91H263L264 90V82L262 81V80H264V78H262L261 77V74H262V76H264L263 74H264V72L262 73V71H264V70H262V69H264V68H258V67H264V60L262 61V60H260L256 55L254 56V55H249L248 57H249V59H245L246 58V56L249 54L248 52H245V54H242V56H240V57H243V55H246V56H244L243 58H244V60L248 63V65H246V62L245 61H243L244 63L242 64V63H240V62H242L240 59H238V61L236 60L238 57H239V55L241 54V52L240 51H238V52H240V54L238 55L237 53L238 52H236V53H234V55L237 57H233L234 59H235V61H234V59H232L234 62H238L239 63V68H238V70L234 73L235 74V77H234V74L233 75H231V73L233 72V70L232 69H230V68H227V61H225V59L226 60H228V59H230L231 60V58H232V55H231V51L229 52V53H226L223 57H225V59L224 60H221V58L223 59V57H221L220 59H218V58H215V57H209V56H198V55H192V54H187V53H183V54H181L180 52H177L176 50H171V51H165V54H163V53H160L161 51L160 50H158V48H157V50L158 51H160V52H155V51H157V50H152V51H154V52H152L153 54L150 56L148 53L149 52H151L150 50L153 48V46H154V42H153V40L154 39H150V40H152V42L151 43H153V44H151L150 42L149 43H147V45H149V44H151L152 45V47H151V49L148 51H146V52H148L147 54H148V56H150V57H144L143 55H144V52H143V49L144 50H146V47L145 48H141V44H140V42H142L144 39H142V41L140 40V42H139V44L140 45H138V44H136L138 41H139V38H135L134 40H135V42H134V40H133V37H132V39H127V40H130V42H131V45L133 44V43H135V46L137 45L138 47L140 46V50L137 48V46L135 47V46H130V42H128L127 40H126V38H123V41L121 42L120 40L121 39H119V40H117L116 42L118 43L117 44V49H119V51H120V53H123V52H125L126 54L129 52L131 55H134L133 53H131L132 52V50H134L135 48V52H137L136 53V55H134L133 56V58L132 57H130V56H128V55H126V57H127V59H128V57H130V59L129 60H127L126 62H125V58H122L124 61V63L126 64H124L123 65V63L121 62L122 61V59L117 63V65H116V68L114 69H110V71H112V72H114L115 74L113 75V77H111L112 75H106L108 78H106V79H109V77H110V79H111V81L114 79V80H116L117 79V77H118V81H116V83H115V81L112 83L111 81H108V80H103V78H102V76L103 75H105L104 73L101 75V78L102 79H100L99 77H100V75H98L97 76V73L96 72H98L99 71V73L101 72L100 70H97L98 69V67H96L95 65L96 64H102V62L101 61H103L102 60V58L103 59H105V56L103 57V54L104 55H106V59L104 60V61H107V59H108V55H111V53H113V51L111 52L110 50H108V48H106L105 47V49L106 50H108V52H105V53H103L104 51H106L105 49H103V47L101 48V47H99L97 44L95 45V43H94V41H92L91 42V40H93V39H91V40H89V41H86L85 43H80V42H78L77 43V41L76 40H71V42L70 41H68V40H66L62 35L60 36V35H58V37L60 36V39H62V41H61V46L59 47V44H58V42H59V40L57 39L58 37H56L55 35H57V34H59V33H63V31H59L58 32V30L56 31V30H54L55 28H52L51 26H54V25H56V24H54V23H50L49 24V27H51V28H49V29H51V30H49V33H48V28H44L43 29V32H42V30L40 31V28H38L37 26H23L24 25V23L21 21V19L20 18H17L18 17V15H17V11L14 9V4H12L13 3ZM254 1V3H252V4H249V5H245L246 7H247V9H248V11H249V17H248V20H250V22L249 23H246V25L245 26H247V25H250V28L247 26V29H248V32L250 33V34H246V36L244 35H234V36H232L228 41H230L231 43H233V44H236V42H233V40L234 41H237V45L239 44V46L242 44L243 45V43H245V44H248L249 42H252L251 44H249V45H255V43L257 42H253L254 40H253V38H252V40L251 39H246L245 40V38H251V37H253L251 34H253L252 32H253V30H255V32H256V29H259V27L258 26H260L263 22H264V0H253ZM17 2V3H18ZM261 2V3H260ZM23 3H25V5H22ZM66 13V10H64V11H62L61 12V14H60V17H62L63 16V14H65ZM224 17H229V18H231V11H229L228 9H225V8H223L222 9V11L220 12V15H219V24L222 22V20H221V22H220V19L221 18H224ZM253 17V18H252ZM254 20V21H253ZM253 21V22H252ZM256 21H258L259 22V24H258V22H256ZM263 21V22H262ZM253 23V24H252ZM257 24V25H256ZM251 25H253V26H251ZM3 26V27H2ZM16 27V28H15ZM25 28V29H22V28ZM220 27L223 29V27H225L224 29L226 30V29H230L231 28V25L228 23V24H221L220 25ZM21 28V29H20ZM35 28V29H34ZM252 28H253V30H252ZM254 28H256V29H254ZM6 29H7V31H6ZM46 29H47V31H46ZM60 29V28H59ZM23 30V31H22ZM52 30H54V31H52ZM61 30V29H60ZM19 31H21V32H19ZM45 31V32H44ZM86 31V33L85 34H87L89 37L90 36H94V34H95V37H92V38H94L96 41L95 42H99V40H98V38L99 39H101V42L103 41L104 42V40L105 39H102L101 37H99L98 36V32H95V31H92V30H84V32ZM88 31H90V32H88ZM6 32L8 33V34H6ZM14 32V33H13ZM23 32V33H22ZM26 32H29L28 33V35H26L25 33ZM39 32H42V33H44V37H43V34L42 33H39ZM80 33H81V31H79ZM83 32V31H82ZM92 32H94V33H92ZM11 33V34H10ZM13 33V34H12ZM32 35H31V34ZM38 33L39 34H41V36L42 37H40L39 35H38ZM45 33H47L46 35H45ZM50 33H55V35L54 36H52V34L51 35H49ZM89 33H90V35H89ZM92 33V34H91ZM3 34V35H2ZM6 34V35H5ZM10 34V35H9ZM21 34H23V35H21ZM34 34V35H33ZM81 34H84V33H81ZM19 35V36H18ZM31 37H30V36ZM36 35V36H35ZM47 35H49V38L47 37ZM9 36V37H8ZM13 38H11V37ZM32 36H33V38H32ZM50 36H52V38L50 37ZM98 36V37H97ZM239 36V37H238ZM26 37V38H25ZM45 37H46V40H48V41H46L45 42V40H43V38L45 39ZM54 37V38H53ZM142 37V36H141ZM165 37H168V36H165ZM165 37H158L160 40L162 39V41L163 40H169V41H174V39H176L175 41H181L180 43H182V42H184L183 40H185L186 42H184V43H188L189 42V40H187V39H183L182 37H180V36H171L172 38L170 39L169 37H168V39L167 38H165ZM42 38V39H41ZM48 38V39H47ZM51 38V39H50ZM131 38V37H130ZM158 38L156 39V40H158ZM164 38V39H163ZM178 38H181V39H178ZM244 40H243V39ZM15 39H17V40H15ZM20 39V40H19ZM27 39V40H26ZM40 39V40H39ZM54 40V41H52V43L50 42L51 40ZM124 39H125V41H124ZM141 39V38H140ZM15 42H18V43H16V44H13L14 43V41ZM56 40H58L57 42H56ZM132 40V41H131ZM149 40V41H150ZM159 40V41H160ZM241 41V43H240V41ZM35 41H36V43H35ZM39 41V42H38ZM40 41H41V44H40ZM70 43V45L68 44V42ZM74 41V42H73ZM76 41V42H75ZM119 41V42H118ZM168 41V42H169ZM239 41V42H238ZM244 41H248V43L247 42H244ZM1 42H2V44H1ZM10 42V43H9ZM12 42V43H11ZM45 42V45L47 44V42H48V46L50 47L51 45L50 44H52V46H54V44H57V45H55V46H58V49L55 47V48H53L52 46H51V48H52V50H51V48H49L47 45L45 46L43 43ZM56 42V43H55ZM65 42V43H64ZM67 42V43H66ZM106 42V41H105ZM123 42H124V44H123ZM156 42V41H155ZM178 42V43H179ZM263 42V41H262ZM5 43L7 44L6 46H5ZM22 43V44H21ZM72 43H76V44H73V46H75L74 47V49L76 48L77 50H75V51H77L76 53H74V51H73V55H71L70 53L72 52V50H74V49H72ZM156 43H159V42H156ZM163 43V42H162ZM167 43V42H166ZM174 43V42H173ZM183 43V44H184ZM9 44V45H8ZM12 44V45H11ZM40 44V46L42 45V46H44V47H46V48H44V47H42L41 46V48H44L45 50H38L37 48H39L38 47V45ZM64 44L67 46H69V48L67 47H65V48H63V46H64ZM78 44H80L79 46H80V48L78 49ZM93 44V45H92ZM129 44V45H128ZM143 44V43H142ZM170 44V43H169ZM18 45V46H17ZM29 45V46H28ZM160 45H161V43H160ZM167 45V44H166ZM5 46V47H4ZM13 46V47H12ZM26 46H28V47H26ZM70 46H72V47H70ZM93 46H95L94 48H92ZM127 46H128V48H127ZM130 46V47H129ZM144 46V45H143ZM162 46V45H161ZM244 46V45H243ZM10 47H11V49H10ZM22 47H23V49H22ZM31 47V48H30ZM37 47V48H36ZM97 47H98V49L99 50H97ZM125 47H126V49H131V50H124L123 51V49H125ZM135 47V48H134ZM159 47V46H158ZM9 48V49H8ZM16 48V49H15ZM19 48V49H18ZM27 48L29 49L28 50V53H27ZM63 49V51L60 53V49ZM92 49V52H94V51H102L103 50V52H101V55H100V53L98 52H94V53H91V49ZM147 48H149V47H147ZM156 48V47H155ZM154 48V49H155ZM164 48V47H163ZM171 48H174V46L173 47H171ZM4 49V50H3ZM8 49V51H6ZM21 49V50H20ZM37 49V51H34V50H36ZM47 49H49V51L47 50ZM88 49H89V51H88ZM94 49V50H93ZM122 49V50H121ZM159 49H160V47H159ZM165 49H168V48H166L165 47ZM170 49V48H169ZM14 50V51H13ZM18 50V51H17ZM58 50V52H56ZM29 51H30V53H29ZM42 51H43V53H42ZM53 51H54V53L56 52V54H59L58 56V59L57 58H55V57H57L56 56V54H53ZM71 51V52H70ZM85 51H87L86 53H85ZM109 51L111 52V53H109ZM140 51V52H139ZM39 52H41L40 54H39ZM47 52H48V54H47ZM50 52V53H49ZM134 52V51H133ZM143 52V53H142ZM145 52V53H146ZM164 52V51H163ZM13 55H12V54ZM17 53H18V55H17ZM20 53V54H19ZM87 53L88 54H90L91 53V57L90 58H96V57H98L99 59H100V56L102 57L100 60L99 59H97V61H95L94 63H95V65H94V63L92 62V61H89V62H91L92 63V65H94V68H93V66H89V64H91V63H87L88 61H86V59L87 58H89V56L90 55H87ZM103 53V54H102ZM109 53V54H108ZM125 53H123V55H122V57L124 56V54ZM128 53V54H129ZM140 53H142L143 55H142V57L140 56L141 54ZM242 53H244V52H242ZM23 54V55H22ZM30 54H32V55H30ZM37 54V55H36ZM39 54V55H38ZM48 55V57L46 56H44V55ZM52 54V55H51ZM67 54H69L67 57H65L64 55H67ZM75 54H77L78 55V57H76L77 55H75ZM93 54H94V56H96V55H99V56H96V57H94L93 56ZM137 54H139L138 56H137ZM238 56H237V55ZM10 55V57H9V59H8V56ZM33 55H34V57H33ZM42 55V56H41ZM49 55H51V56H49ZM75 55V56H74ZM170 55H172V56H170ZM4 56L6 57V59L4 58ZM13 56V57H12ZM20 58H19V57ZM24 56V57H23ZM32 56V57H31ZM37 56H39V57H37ZM62 56V57H61ZM64 56V57H63ZM72 56H74L73 57V59H70ZM84 56H85V58H84ZM120 56H121V54H120ZM136 56H137V58H136ZM153 56L155 57H157V59L155 60V59H152L153 58ZM174 56V58H171V57H173ZM254 56V57H253ZM11 57H12V59H14V60H12L11 59ZM43 57H44V59H43ZM70 57V58H69ZM239 57V58H240ZM252 59H251V58ZM257 57V58H256ZM23 58V59H22ZM34 58V59H33ZM36 58H37V60H36ZM53 58V60L51 61V59ZM77 58H79L78 60H81V61H77ZM83 58V59H82ZM140 58H141V60H140ZM144 58L145 59H147L148 60V58H149V60H152V61H144ZM4 59H5V61H4ZM8 59V60H7ZM11 59V60H10ZM25 59V60H24ZM61 59V60H60ZM64 59H66V60H64ZM132 59H134V62L133 63H131V66H129V64H128V61H131ZM143 59V60H142ZM168 59L170 60V61H168ZM242 59V58H241ZM253 59H256L258 62H260L262 65H260L259 63L257 64V61L256 60H254V61H252ZM31 60H33V61H30ZM45 60H46V62H47V64L45 63ZM64 60V61H63ZM69 60H70V62H69ZM75 60V61H74ZM84 60V61H83ZM99 60V61H98ZM155 60V61H154ZM159 60H162L161 61V63L159 62L158 63V61ZM164 60H167L166 62H168V63H164ZM179 60H181V61H183V62H180ZM220 60L221 61H223L222 63H220ZM230 60H228V64H231L230 63ZM243 60V59H242ZM253 62H251V61ZM12 61V62H11ZM26 63H25V62ZM28 61V62H27ZM54 61H56L55 63H54ZM74 61V62H73ZM103 61V62H104ZM140 61H142V64H143V62L145 63V62H147V64H148V66H145L146 64H144L143 66L141 65V62ZM157 61V62H156ZM249 61V62H248ZM24 64H23V63ZM30 62V63H29ZM51 62H53V63H51ZM62 62H64V63H62ZM68 63L67 65H65L66 63ZM78 62V63H77ZM87 64V68H89L88 69V73L90 72V76H89V74H86L85 75V73H87V72H85L84 70L86 69L85 68V66H86V64ZM101 62V63H100ZM122 63V65H121V63ZM151 62V63H150ZM15 63V64H14ZM19 63H21L20 65L22 66H20L19 65ZM43 63H45L47 66H49V67H51V68H49V67H47L46 65H45V67H46V69H45V67L43 68ZM75 64V63H77V64H75V65H78L79 64V66H76L75 67V65H73V66H71V64ZM81 63V64H80ZM154 63H156V65L154 64ZM224 63V64H223ZM238 63H235L236 65H238ZM256 63V66L257 65H260V66H258L257 67V69H256V71H255V68L256 67H254L255 65H253V64H255ZM11 64V65H10ZM20 66H18V65ZM40 64H42V65H40ZM56 64V67H54V65ZM57 64L60 66H57ZM70 64V65H69ZM119 64H120V66H119ZM161 66H160V65ZM232 64H234L233 62H232ZM252 64V65H251ZM37 65V66H36ZM63 65H65L67 68L66 69H64L65 68V66H63ZM83 65V66H82ZM141 65V66H140ZM149 65H151V66H149ZM173 65V66H172ZM236 65H235V67H236ZM18 66V67H17ZM40 66V67H39ZM63 66V67H62ZM81 66V68H79ZM170 66V67H169ZM234 66V65H233ZM232 66V67H233ZM242 66V68H240ZM34 67V68H33ZM39 67V68H38ZM53 67V68H52ZM57 67H59V68H57ZM63 68V69H60V68ZM76 68V70H75V68ZM82 67H83V72L81 71V70H78V69H82ZM172 67V68H171ZM225 67L227 68V69H225ZM229 67H230V65H229ZM254 67V71H253V68ZM18 68H19V70H18ZM30 68H32V69H30ZM48 68H49V70H48ZM54 68H56L55 70H54ZM69 68V69H68ZM71 68H73V69H71ZM97 68V69H96ZM236 68V69H237ZM248 69V70H250V73L251 74H253L254 73V75L256 76H252L251 74H249V71H246V69ZM252 70H251V69ZM24 69V70H23ZM37 69V70H36ZM39 69V70H38ZM43 69V70H42ZM59 69V70H58ZM70 69L72 70L71 72H70ZM91 69H93V71L91 70ZM242 69H244V70H242ZM260 69V71H258ZM23 70V71H22ZM54 70V71H53ZM58 70V71H57ZM66 71V72H64V71ZM95 70H97L96 72H94ZM211 70V71H210ZM228 70H231L232 72L230 73V71H228ZM241 70L244 72L245 71V73H243V72H241ZM14 71L16 72H18V73H14ZM22 72V76H19V74H21V72ZM31 71V72H30ZM41 71V72H40ZM50 71H52V72H50ZM55 71H56V73H58V74H56L55 73ZM59 71H62V73H63V75L60 73L59 74ZM75 71H76V73H75ZM87 71V70H86ZM212 71H217V72H212ZM258 71V72H257ZM20 72V73H19ZM37 72V73H36ZM68 72H69V74H68ZM78 72H82V73H84V75L82 74H80V73H78ZM173 72V73H172ZM208 72V73H207ZM241 72V73H240ZM25 73H26V75H25ZM28 73V74H27ZM36 73V74H35ZM53 73H54V76H53ZM65 73H67V74H65ZM75 73V74H74ZM91 73H93V74H91ZM98 73V74H99ZM102 73V72H101ZM100 73V74H101ZM137 74L138 75V80L140 81V82H138V84L139 83H142V84H139V86L138 85H136V83L134 84V82H131V83H133V86H135L133 89L131 88V85L132 84H128V82L129 81H132L133 80V78H132V75L133 74ZM210 73H211V75H210ZM212 73L213 74H215V76L217 77V75L219 76V78L218 79H220L222 76H223V74L225 75V77H223L224 78V80H223V82L222 83H220L221 81H222V79H220V82L219 83H217L216 85H218V86H216V87H218L219 89H217L216 87H214V91H212L213 89V86H214V81H215V79L217 80V78H215L213 75H212ZM217 73V74H216ZM249 74V75H247V74ZM256 73V74H255ZM16 74H18V75H16ZM40 74V75H39ZM71 74H73V77H75V76H77L76 77V79L75 78H73L72 77V75ZM119 74V75H118ZM135 74V75H136ZM169 74H172V75H169ZM206 74L209 76V77H211V78H209L208 76H206ZM230 74V75H229ZM241 74V75H240ZM14 75V76H13ZM36 75H37V77H36ZM38 75L40 76V77H38ZM64 75H66L65 77H64ZM78 75H81L82 76V79H81V76H80V78H79V76ZM94 75L95 76H97V78H95L94 77ZM136 75V76H137ZM169 75V76H168ZM203 75H205V78L206 77H208V79H212L213 78V83L214 84H211V85H213L212 86V88L210 87V83H208V82H211L210 80H208V81H206V79H204V77H203ZM222 75V76H221ZM229 75V76H228ZM239 75V76H238ZM243 75V76H242ZM246 75V76H245ZM16 76V77H15ZM27 76V77H26ZM34 76V77H33ZM44 76H45V78H44ZM46 76H49V77H46ZM57 76H59V77H57ZM93 76V77H92ZM174 77L173 79L171 78V77ZM233 76L234 78H235V80H236V82L237 83H233V81H234V78H231V77ZM248 76H252L253 78L255 77V79L257 78L258 79V76H259V80H255V79H252L251 80V78H249ZM19 77V78H18ZM33 77V78H32ZM71 77V78H70ZM87 77H92V79H93V81H91L92 79L91 78H87ZM133 77H135V76H133ZM141 77V78H140ZM150 77V78H149ZM168 77H169V79H170V81L168 80ZM236 77H238V80L236 79ZM242 77H244L243 79H242ZM260 77L262 78V79H260ZM16 78H18V79H16ZM29 78H31V79H29ZM36 78H37V80L39 81V83H40V81H42L40 84H43L44 85V87L45 88H43V85H40L38 82L36 83ZM39 78H43V79H45V80H40ZM55 78V83L53 84V79ZM64 78V79H63ZM67 78V79H66ZM99 78V79H98ZM132 78V80H130ZM228 78H231V80L233 79V81H231V80H229ZM239 78H240V80H239ZM25 79V80H24ZM34 79V80H33ZM96 81H95V80ZM105 79V78H104ZM154 79V80H153ZM241 79L242 80H245L246 81V83H245V81L243 82H241ZM248 79H250L251 81H253V80H255L254 82H251L250 80H248ZM14 80V81H13ZM19 80V81H18ZM29 80V81H28ZM30 80H33V81H31V82H33V84L30 82ZM49 80V81H48ZM65 80V81H64ZM67 80V81H66ZM68 80L70 81V82H68ZM72 80V81H71ZM81 80V81H80ZM98 80V81H97ZM144 80H145V82H144ZM147 80V81H146ZM149 80L151 81V80H153V82L155 81V82H158L159 83V86H160V84L161 83H163V85L162 86H160V87H163L164 86V90H163V88H161V89H157L154 85H155V83H153L152 85L157 89V90H155V89H153V90H155V93H154V95L152 94H150V93H153V91L151 92L150 91V93H148V92H145V90L147 89H144V90H142V88H145L147 85L149 86V88L147 89V90H149L150 89V87H153V86H151V82H149ZM15 83H13V82ZM24 81V82H23ZM57 81V82H56ZM62 81H64L63 82V84L66 86V83H67V85H68V83H69V85L70 86H68V87H66V88H68L67 90H69V91H67L66 90V88H64V85L62 84ZM76 81V82H75ZM80 81V82H79ZM83 81V82H82ZM85 81V82H84ZM94 81L95 82H98L99 83V81H101L99 84H97V83H94ZM121 83H120V82ZM134 81H136V78L134 79ZM205 81V82H204ZM217 81H219V80H217ZM224 81H227L226 83L228 84L227 86L226 85H224L225 86V88H224V86H223V83H225ZM231 82V83H228V82ZM249 81L251 82V83H249ZM260 81V82H259ZM16 82H17V84L18 83H20V84H18L17 86H16ZM44 82V83H43ZM52 82V83H51ZM89 84V87L88 88H86V86H88V84ZM92 82V83H91ZM112 84H111V83ZM117 82H119L120 84H117ZM124 82V83H123ZM149 82V83H148ZM202 82V83H201ZM238 82H240V83H243V85H240V83H238ZM248 82V83H247ZM259 82V83H258ZM23 83H24V85H23ZM34 83H36V84H38V86L36 85L35 87L33 86L34 85ZM48 83V84H47ZM50 83H51V85H50ZM73 83V84H72ZM78 83V84H77ZM82 83V84H81ZM84 83V84H83ZM94 83V84H93ZM102 83V84H101ZM107 83H110L109 84V86H110V89H111V87H114L113 89H115L116 91H114L113 89H108V88H106L107 87ZM115 83V85H113ZM126 83H127V85H126ZM158 83H156L157 85H158ZM207 83H208V85H207ZM253 83V84H252ZM256 83V85H254ZM12 84V85H11ZM22 84V85H21ZM27 84V85H26ZM56 84V85H55ZM60 84V85H59ZM61 84H62V86H61ZM74 84L77 86V87H75L74 86ZM82 85L81 86V88H80V85ZM86 84V85H85ZM90 84H91V86H90ZM96 84H97V86H96ZM104 84V85H103ZM117 84V85H116ZM203 84V85H202ZM219 84H220V87H219ZM222 84V85H221ZM235 85L236 86V84H239L238 86H236V87H234V86H232V85ZM245 84V85H244ZM247 84V85H246ZM15 85V86H14ZM31 85V86H30ZM40 85V86H39ZM48 85H50L51 87L49 88L48 87ZM92 85H94V86H92ZM99 85V86H98ZM103 85V89H101V87L100 86H102ZM118 85H120V86H118ZM129 85H130V87H129ZM202 85V86H201ZM206 85V86H205ZM0 86H2V84L0 83ZM21 86H23V87H21ZM55 86V87H54ZM58 86H60L59 88H58ZM72 86H73V88H72ZM84 86H85V89H86V91H84L85 89H84ZM106 86V87H105ZM108 86V87H109ZM116 86V87H115ZM118 86V87H117ZM138 86V87H137ZM147 86V87H148ZM231 87V88H229V91L230 90H232L233 91V89L234 88H236V90H237V88H238V90H237V93H240V92H243L244 94H239V96L237 95V93H236V91H235V93H234V95H233V93L230 91V93H229V91H228V89H226L227 87ZM245 86V89H247L248 87L247 86H249L250 87V89H251V91H254L253 93L255 94H252L251 93V91L249 90V88H248V91L247 92H249L248 93V96H247V99L245 98V97H243L242 95H246V93L242 90L243 89V87ZM261 86H263V87H261ZM2 87H4V84H3V86ZM17 87V88H16ZM18 87H20V88H18ZM25 87V88H24ZM30 87V88H29ZM34 87V88H33ZM57 87V88H56ZM96 87V89H94ZM100 87V88H99ZM120 87V88H119ZM125 89L126 87H127V91H124V90H122L123 88ZM137 87V88H136ZM202 87H205L204 89L202 88ZM221 87H223V88H221ZM13 88H15L16 90L17 89H19V90H15V89H13ZM31 88H33V89H31ZM35 88H36V91H34L35 90ZM39 88V89H38ZM52 88V90H50L49 91V89H51ZM56 88V89H55ZM62 88V89H61ZM71 90H73V92L72 91H70V89ZM75 88V89H74ZM91 88V89H90ZM93 88V89H92ZM98 88H99V90H98ZM130 88H131V90H130ZM201 88L203 89V92L201 91ZM215 88L218 90L217 91V93L215 92L216 90H215ZM221 88V89H220ZM233 88V89H232ZM256 88H254V89H256ZM6 89V90H7ZM41 89L43 90L42 92H41ZM47 89V90H46ZM59 89H61V90H59ZM76 89H77V91H76ZM78 89H80L81 90V92H83L84 94H87V92H88V90H89V92L90 93H88V96L90 97V102H88L89 101V97H87V95L85 96L83 93H81V94H78L79 93V91L80 90H78ZM83 89V90H82ZM105 89V90H104ZM212 89V90H211ZM224 89H226V91H224ZM244 89V90H245ZM29 90V91H28ZM57 90V91H56ZM91 90V91H90ZM102 90V91H101ZM104 90V91H103ZM107 90H108V92H109V95H112V96H108V92H107ZM120 90V91H119ZM126 90V89H125ZM130 91V93H129V91ZM209 90V91H208ZM235 90V89H234ZM239 90H242V91H239ZM259 90V89H258ZM14 91V92H13ZM27 91V92H26ZM45 91V92H44ZM75 91V92H74ZM100 91V92H99ZM111 91H114V94H115V92L117 93V94H115V97H114V94H112V92ZM122 91L124 92V93H126V94H122ZM142 93H141V92ZM258 93H257V92ZM12 92L14 93V96L15 97H18V98H15L14 96H12L13 94H12ZM19 92H22L21 94L19 93ZM29 92H30V95L31 96H29ZM47 92H49V93H47ZM71 92V93H70ZM98 92V93H97ZM121 92V93H120ZM129 93V95L130 96H132L133 98H131L130 97V100L132 99H135L133 102H131L130 100H129V95H127L128 93ZM211 92H213V94L211 93ZM214 92L216 93V94H214ZM225 92V93H224ZM256 92V93H255ZM15 93H16V95H15ZM96 93L98 94V96L102 93V94H104L105 95V93L107 94L106 95V98H105V96L104 95H100L99 97L98 96H96ZM140 93H141V95H140ZM143 93H144V96L146 95V94H150L152 97H150L149 98V96L148 95H146V98H148V99H144L142 96H143ZM194 93H196L195 94V96L197 97V94H198V98L196 99V97H195V99H192V98H194ZM203 93V94H204ZM221 93V95L223 96V94ZM228 93V94H227ZM76 94V95H75ZM83 94V95H82ZM90 94V95H89ZM91 94H94V96H96V97H93V95H91ZM122 94V95H121ZM238 96V97H240V96H242V97H240V100H242L241 98H244V99H246V100H244V101H240V100H237L238 99V97H236V95ZM250 94V95H249ZM259 96H258V95ZM19 95V96H18ZM34 96V98H33V96ZM50 95H51V97H50ZM52 95H53V97H52ZM117 95H119L118 96V98H116V96ZM126 95V96H125ZM209 95H210V97H209ZM230 95H232L231 97H230ZM251 95L253 96V98H251ZM257 95V96H256ZM7 96V98H5ZM27 96H29V98L30 97H32V99H31V102H30V99H29V101H28V97ZM61 96V97H60ZM63 96V97H62ZM68 96V97H67ZM75 96V98H71V97H74ZM104 96V97H103ZM121 96V97H120ZM148 96V97H147ZM161 96H162V98H161ZM179 96H184V98H181V99H179L180 97ZM221 96V97H222ZM256 96V97H255ZM3 97V98H2ZM15 99H14V98ZM19 97H22L24 100H22L21 98H20V100H19ZM36 97V98H35ZM39 97V99L38 100H36L37 98ZM47 97H48V99H47ZM50 97V98H49ZM57 97H59L58 98V101H57ZM64 97H66V99H63ZM103 97V98H102ZM114 97V98H113ZM135 97V98H134ZM168 97H169V99H168ZM179 97V98H178ZM201 97V96H200ZM234 97V98H233ZM260 98L259 100L260 101H258L257 99L258 98ZM41 98H43V99H41ZM56 98V99H55ZM68 98H69V101H68ZM86 98H87V100H86ZM94 98H96V100H94ZM105 98V99H104ZM108 98H110L109 100H110V102L109 101H107L108 100ZM116 98V99H115ZM167 98V99H166ZM172 98H174V100H172ZM178 98V99H177ZM223 98V97H222ZM231 98H232V100L233 101H231ZM237 98V99H236ZM253 99V100H251V99ZM255 98V99H254ZM25 99H27V100H25ZM41 99V100H40ZM53 99H55V100H52ZM63 99V100H62ZM92 99H93V102L95 103V105H94V103L92 102ZM97 99H100L101 100V102H100V100H97ZM107 99V100H106ZM152 99H155V100H157L159 103H161V105L158 103V102H156V101H151ZM160 99V100H159ZM165 99V100H164ZM236 99V100H235ZM36 100V101H35ZM46 100H48V101H46ZM73 100H75V101H73ZM79 100V101H78ZM87 101V102H85V103H87V104H83V106H82V104H79V103H81V102H83L84 103V101ZM112 100V101H111ZM120 100V101H119ZM195 100V101H194ZM215 100H218L217 102L215 101ZM227 100H225L224 99V101H227ZM21 103H20V102ZM24 101V102H23ZM28 101V102H27ZM39 101H42V102H39ZM46 101V102H45ZM55 101H57V102H55ZM60 101V102H59ZM68 101V102H67ZM73 101V103H69V102H72ZM99 103H98V102ZM114 101V102H113ZM160 101H162V102H160ZM205 101V100H204ZM203 101V102H204ZM207 101H209V100H207ZM207 101H205L206 103H207ZM248 102V103H245V102ZM256 101H258L257 103H259V104H257L256 103ZM4 104H3V103ZM13 102H17L16 104L15 103H13ZM50 102V103H49ZM65 102H67V103H65ZM108 102V103H107ZM198 102H199V100H198ZM203 102H202V104H203ZM234 102V103H233ZM250 102V103H251ZM263 102H264V100H263ZM263 102H262V104H263ZM33 103V104H32ZM36 103H38V104H36ZM40 103H42V104H40ZM47 103V104H46ZM61 103V104H60ZM98 103V104H97ZM159 105H158V104ZM173 103V104H172ZM180 103V104H179ZM205 103V104H206ZM208 103H211V100L208 102ZM224 103V102H223ZM221 104L222 106L224 105V104ZM231 103L232 104H234V106H231ZM21 104V105H20ZM48 106L49 104H50V106H48V107H53V109H51V108H46V106ZM56 105V107H55V105ZM60 104V105H59ZM65 104V105H64ZM70 104V105H69ZM76 104H78V105H76ZM93 104V105H92ZM122 104L120 105V106H122ZM199 104H201V103H199ZM213 104L214 103H212V106H213ZM218 104V105H219ZM227 104H225V106L227 105ZM262 104H260V105H262ZM39 105H44V106H39ZM54 105V106H53ZM111 105V106H112ZM153 105V106H152ZM190 105V106H191ZM208 105V104H207ZM250 106H252L251 104H249ZM264 105V104H263ZM38 107V108H37ZM37 109V111H36V109ZM57 108V109H56ZM253 108V107H252ZM45 109H47L48 111H46ZM9 110V111H8ZM13 109H0V113H9L10 111V113H21L22 112V110L20 111V110H16V109H14L13 111H12ZM69 110H71V111H69ZM77 110H80V111H77ZM84 110V111H83ZM91 110V111H90ZM149 110V111H148ZM156 110H157V113H156ZM170 110L172 111L171 113H170ZM214 110V109H213ZM211 111V110H209V112H208V110H196V111H198V112H200V113H204V111H206L205 113H219V112H222V110H218V109H216L215 111ZM252 109L250 108V111H251ZM254 110H256V108H253V110H252V112L254 111ZM26 111H24L23 110V112H26ZM38 111H40V112H38ZM62 111V112H61ZM90 111V112H89ZM115 111L116 110H113V112L115 113ZM164 111V112H163ZM168 111V112H167ZM179 111L180 110H178V113L177 114H181V113H179ZM184 111V110H183ZM182 110H181V112H183ZM193 111V110H192ZM195 111V110H194ZM196 111L195 112H192V113H196ZM202 111V112H201ZM211 111V112H210ZM232 111V112H233ZM35 112V113H34ZM58 112V113H57ZM110 112H112V110H110V111H108L107 110V113H110ZM123 112V111H122ZM122 112H120V113H122ZM131 112H128L127 111V113H131ZM165 112H167V114L168 113H170L169 114V116L171 115L176 121H175V123L177 124H179V126L178 127H176L175 125L176 124H174V122H173V120L171 121V120H169L168 118H166V117H168V116H164L166 113ZM185 112H186V110H185ZM197 112V113H198ZM225 112V111H224ZM229 112H230V110H229ZM67 113V112H66ZM117 113H119V112H117ZM123 113H126L125 111L123 112ZM165 113V114H164ZM188 113H191L189 110H188ZM132 114V113H131ZM162 114H164V115H162ZM182 114H185V113H182ZM162 115V116H161ZM170 116V117H171ZM118 117V119L119 118H125V116H117ZM116 117V118H117ZM128 117H130V116H128ZM127 117V118H128ZM134 117H132V120H134L135 118ZM160 118V120L162 121V122H159V120H157V119H159ZM163 117V118H162ZM172 117H171V119H172ZM211 117L212 118H214L215 119V121L213 122L212 121V119H211ZM225 118L224 116H220V119L221 118ZM91 119H88L89 121H95L94 119L95 118H98V119H102V118H104V116H101V117H99V116H93V118H92V116L90 117ZM105 118H107V116H105ZM108 118H115V116L113 117H111V116H108ZM134 118V119H133ZM162 118V119H161ZM166 118V119H165ZM201 118V120H199ZM206 118H209V120H210V123L208 124V123H205L206 121H209V120H207ZM222 118V119H223ZM143 119H149L150 121H152V122H155L154 124L153 123H151V124H148V125H146L145 123H144V121L145 120H143ZM200 121L199 122V125L201 124V121H202V124H203V120H204V123L206 124H203V125H201V126H198V120ZM178 120H180V121H183V122H185V123H181L180 121H178ZM192 120V121H191ZM218 120V121H217ZM134 121V122H135ZM141 121V122H140ZM168 121L170 122V123H168ZM142 122H143V125H142ZM159 122V123H158ZM215 122H217L216 123V125H215ZM145 124V125H144ZM161 124V125H160ZM211 124V125H210ZM142 125V126H141ZM159 125V126H158ZM172 125H174V127L176 128V129H174V127L172 126ZM192 125V127L190 128V126ZM205 125V126H204ZM204 126V127H203ZM221 126H222V128H221ZM134 127H131V128H134ZM193 127H194V130H193ZM215 127H214V129H215ZM224 127V128H223ZM228 127H230V128H228ZM130 128V127H129ZM128 127H127V129H129ZM148 128V129H147ZM199 128H203V130L201 129H199ZM212 128V127H211ZM218 128V127H217ZM123 129H125L126 130V127H123ZM172 129V130H171ZM174 129V130H173ZM181 129H182V126H181ZM183 130V129H182ZM139 133L141 134V132L139 131ZM134 135L136 136L135 138H134ZM137 135H139V134H137V133H134L130 138L134 141V142H131V139L129 140L131 143H130V145L128 146V157H131V158H136L137 157V151L139 150L138 148H140V145H141V147L142 148H144V146L142 145V143L140 142L141 140H140V138H141V135H139L138 137H137ZM140 137V138H139ZM136 138H137V140H136ZM137 143H136V142ZM135 145V146H134ZM130 148V149H129ZM135 148V149H134ZM130 150V151H129ZM135 150H137V151H135ZM133 153V154H132ZM108 154V153H107ZM107 154H106V158H112L111 156H110V154H108V156H107ZM111 155H113L114 156V158L115 157H117V159H118V156H115V153H112ZM131 155V156H130ZM136 155V156H135ZM110 156V157H109ZM133 156V157H132ZM135 156V157H134ZM126 159H124L123 160V162H120L121 164L120 165H123L124 167H126V168H128V169H130L131 171L133 170V171H135L136 170V168H137V171H139V166L138 165H136L137 167H135V165H133L134 164V162L132 163V162H130L129 160L127 161H125ZM155 160H158V159H155ZM178 161H180L179 163H178V161H174L173 163L175 164V166H173V164H172V168L170 167H168V164L166 163V164H163V166H162V171L163 172H175L174 170H176V168H178V166H180L181 164H182V161L183 160H180V159H177ZM115 161H117V163H119L118 161L119 160H115ZM124 161H125V164H124ZM234 161H236V158L234 159ZM237 162V161H236ZM128 163V164H127ZM130 163H132L131 165H130ZM242 163H244V161H242L241 163H239V165H241L240 167H239V170H240V173L243 175L242 176V179H244L243 180V185H247V183H248V181H246V179H245V177L248 175L249 177H250V172H251V177H253L254 176V172H255V174H260V176H263L262 174V170L261 171H259V170H255V171H253V170H251V169H249V168H245L246 167V165L248 166V164H246V162H245V165L244 164H242ZM234 164H237L238 165V163H234ZM165 165V166H164ZM243 166V167H242ZM251 166V165H250ZM105 167V166H104ZM168 168V169H167ZM251 168V167H250ZM164 169V170H163ZM171 169V170H170ZM244 169V170H243ZM254 169V168H253ZM238 170V169H237ZM238 170V171H239ZM241 170H243V172L244 173H242V171ZM250 170V171H249ZM253 171V172H252ZM248 172H249V174H248ZM253 173V174H252ZM175 175H176V173H175ZM257 175V176H258ZM179 176V175H178ZM177 175L174 177V178H177L178 177ZM247 178V177H246ZM176 180V179H175ZM175 180L174 179H172V184H171V186L173 187V183L175 182ZM87 181H89V185H87L86 186V188H88V189H80L78 186V188L77 189H75L76 187H72V186H74L75 184H73V185H71V193L75 196V195H78V196H80L81 194H82V192H84V191H86V190H89V188H90V190L91 191H96L97 192V195H100L98 198H100L99 200H102V201H105V204H102V205H100L99 206V208L101 207L102 209H103V218H107V217H110L111 215V217H113V215L117 212V211H119L120 209L119 208H121V206L120 205H122V208H123V206H124V204H126L127 202L126 201H131V199H134V201L132 200L131 202H134L133 204H138V201H139V204L137 205V206H139V205H141L142 203H141V201L142 202H144V201H146L150 196H152L154 193H156V194H161V191L162 190H164V191H162V192H170V191H168L169 190V188H163V189H161L160 187L159 188H153V189H148V192H143V197L139 194L138 196H140V197H142V198H144V197H146L145 199H142V198H140L141 200H138V196H137V200H136V197L134 198L133 196H132V193H131V191H129L127 188L125 189V187L124 188H121V187H119V185H116L115 184V182H113V181H106V182H104V183H102L101 185H98V183L97 182H95V180H91V179H89V180H85V183L87 182ZM95 182V183H94ZM111 182V183H110ZM246 182V183H245ZM259 182V184L261 183L260 182V180L258 181L257 180V182H256V184ZM60 185H65L66 184V182H64L63 180L62 181H60V182H58ZM108 183V184H107ZM76 184H79V181H76ZM96 184H97V186H96ZM105 184H107L106 186H105ZM110 184V185H109ZM117 186V188H116V186ZM264 184V183H263ZM93 185H95V187L93 186ZM109 185V186H108ZM55 186V185H54ZM102 186V187H101ZM112 186V187H111ZM114 186H115V188H114ZM168 186H170V185H168ZM174 186H177V184H174ZM180 187L182 186V184H180L179 185ZM96 187H97V189H96ZM178 187V186H177ZM55 189L57 188V187H54ZM95 188V189H94ZM103 188V189H102ZM105 188V189H104ZM121 188V189H120ZM108 189H109V191H111L112 190V194H110L111 196V199L109 198V196H108V198H102V195L104 194V193H106V192H109L108 191ZM119 189V190H118ZM178 188H176V190H177ZM183 191H185V189L184 188H181ZM72 190H74V192L72 191ZM113 190H115V192L113 191ZM117 190V191H116ZM121 190L123 191V193L121 192ZM156 190V191H155ZM158 190H159V192H158ZM167 190V191H166ZM242 190V191H241ZM240 191L241 192H245V191H243L244 190V188L243 189H241ZM79 191V192H78ZM104 191H106V192H104ZM120 191V192H119ZM146 191V190H145ZM153 193H152V192ZM99 192H103L102 194L101 193H99ZM149 192H150V194H149ZM78 193H80V195L78 194ZM115 193V194H114ZM125 193V195H119V194H124ZM196 193V192H195ZM195 193H193V194H195ZM43 195H41V194H37V195H35L36 197H38V198H34V200L33 201H35L36 200V202L38 201V203H40L41 202V200H38V199H41L39 196H41L42 197V201H43V199L46 201V197H45V195H44V193H42ZM129 194V195H128ZM130 194H131V197H130ZM145 194V195H144ZM197 194V193H196ZM45 198H44V197ZM83 196V195H82ZM85 196V195H84ZM84 196L82 197V199L84 198ZM115 196V197H114ZM116 196H117V198H118V201H116L117 199H116ZM119 196L121 197L120 199H121V201H120V199H119ZM129 197H130V199H129ZM77 198H79L80 199V197H77ZM102 198V199H101ZM113 198V199H112ZM115 198V199H114ZM123 198V199H122ZM128 198V199H127ZM106 200H107V203H106ZM111 200H113V202L111 201ZM123 200V201H122ZM119 201H120V203H119ZM128 201V202H129ZM137 201V202H136ZM49 201H47V203H48ZM114 202L116 203L115 205H114ZM118 202V203H117ZM122 202V203H121ZM123 202H125V203H123ZM104 203V202H103ZM113 203V204H112ZM111 204V205H110ZM120 204V205H119ZM1 205V204H0ZM50 205L49 204H47V209H48V212L49 213H51V215H53V217H54V214H53V206L51 207H49ZM109 206V207H108ZM111 206H114V207H112L111 208ZM116 206V207H115ZM1 207V206H0ZM16 208H18V206L16 207ZM51 208V209H50ZM109 208H111V209H109ZM121 208V209H122ZM138 208V207H137ZM119 209V210H118ZM1 211V210H0ZM2 212V211H1ZM1 212H0V217H2L1 215ZM115 212V213H114ZM168 211L166 210V209H164L163 211H161V210H159V209H156L155 210V213H151V216L148 218L147 217V220L145 221L146 223H145V231L143 230L144 229V227L142 228L141 227V229L139 230L138 229V231L134 234V233H132L131 235H130V232L129 231H123L122 233H124V234H126V236H127V240L124 238V234H122V235H124L123 237H120V238H122V239H124V240H122V239H120V241L121 242H119V240H117V237H116V239L114 238V237H107L106 239V242H105V244H104V249H103V247L102 248H100V249H102V252H104V253H106V248H105V246L106 247H110V246H113V247H116V248H114V251L112 250L113 249V247H110L109 248V252L110 253H108L107 255H105L104 257H105V259H106V261L107 260H109V261H101V259H104V258H102L101 256L103 255V253L101 252V250L100 249H94L95 251H92L91 250V248L89 249L87 246H85V244L86 243H88V240H89V236H87L88 235V232L86 233V230L83 232V233H81L82 232V230H78L79 231V234H81L80 236H79V240H78V244H76L75 246L74 245H69V246H61V248L60 247H56V246H54V245H60V242H61V240H59V242H58V239H55V237H51L52 239H50L49 240V242H48V244H49V246H48V244H46V246H42L41 245V243L40 242H38V241H34V240H32V242L33 243H31V240H30V238H28V240L27 239H25V240H27L28 242H26L25 243V241H23L22 242V244L21 243H18L19 242V240L18 239H22V238H19V234L21 233V231H20V233H18L19 232V222H17V221H14V223L12 222V224L11 225H9V226H6V225H4L3 226V224H1L0 225V257H1V259H0V264H26L24 261H25V258L27 259L26 260V262L27 261H29L28 259L30 258V261H29V264H36L37 262L36 261H38V260H40V259H37V258H40L39 257V255L41 256V255H44V253H45V255H48V256H45L44 255V257L47 259V258H49V260L47 259V261H46V259L45 260H43L45 263L44 264H48L47 262H50L51 261V263H49V264H89L91 261V263L90 264H98L99 262H101V264H121V263H124V264H128V261L129 260H131V261H129V263L130 264H135L137 261V263L136 264H140V262L142 261V262H146V260L147 261H149V262H146V263H144V264H156V263H158V264H165L166 262V264H171V261L172 262H174L175 261V256H174V253H175V250H174V248H172L173 247V245H172V241H171V234L169 235H167L166 237H167V240L169 239V243L168 244H164V246H165V248H163L164 250H162V248L161 249H156V250H159V251H157L158 253H156L155 252V248H153V249H149L150 250V254L148 253H146V251H147V246L148 245H150V242H152L153 243V240H154V245H156V248H157V246L159 247H161V245H163L162 243L164 242L165 243V241L166 240H158V242L156 243V238H155V235L154 234H151V233H154V232H151V231H154V230H157L158 232H160L161 231V233L165 230V231H167V229H165L166 227L167 228H169L168 227V225H165V223H164V225H163V223L162 222H164V221H162V220H165L166 219V217H167V215L169 214V213H167ZM170 212V211H169ZM106 213V214H105ZM118 213V212H117ZM156 213H158V214H156ZM124 213H121V214H119L118 216L119 217H122V215H123ZM127 214V213H126ZM130 214V213H129ZM128 214V215H129ZM133 215L135 214V213H132ZM125 215V214H124ZM159 217L158 219H155V218H157V216ZM170 215H171V213H170ZM170 215H168L169 217H170ZM106 216V217H105ZM155 217V218H154ZM151 218V220H149L148 221V219H150ZM162 218V219H161ZM168 218V217H167ZM1 220H2V218H0ZM157 221V222H159V223H157L156 224V222H155V220ZM169 219V218H168ZM168 219H166V224H168ZM159 220V221H158ZM67 221H69L68 223H69V226L70 225H72L73 224V222H70V220H67ZM151 221H154L155 223H152ZM161 221V222H160ZM70 223H72V224H70ZM147 223H152L151 225V229H150V232L147 230V228H149L150 227V224L148 225ZM159 224V226L161 225V226H163L164 228H160L159 226H158V228H156L157 227V225ZM146 225H147V228H146ZM154 225H156V227L154 226ZM16 226V227H15ZM153 226L156 228H154L153 229ZM166 226V227H165ZM72 227V226H71ZM2 228V229H1ZM22 229V228H21ZM158 229H161V230H158ZM162 229H164L163 231H162ZM15 230H16V232H15ZM146 230L149 232H147L146 233ZM12 231V232H11ZM18 231V232H17ZM81 231V232H80ZM141 231V232H140ZM157 231H156V233H157ZM164 231V232H165ZM169 231H171V230H169ZM2 232V233H1ZM126 232V233H125ZM129 232V235L127 234ZM144 232H145V234H144ZM9 233V234H8ZM166 233V232H165ZM4 234V235H3ZM16 234V235H15ZM85 234V235H84ZM136 234H138V235H140V236H138V235H136ZM142 234L143 235H145V236H142ZM12 235V236H11ZM135 235V236H134ZM150 235V236H149ZM152 235H153V237H154V239L152 238ZM6 236V237H5ZM15 236H16V238H15ZM18 236V237H17ZM83 236H84V240L82 239L83 238ZM88 238H87V237ZM129 236V237H128ZM132 236L135 238H137V236H138V239H136L135 238V240L132 238ZM5 237V238H4ZM13 237V238H12ZM86 237V238H85ZM142 237V238H141ZM144 237V238H143ZM148 237H149V240H148ZM151 237V238H150ZM3 238H4V240H3ZM10 238V239H9ZM80 238L82 239V241H83V243H85V244H83L82 242H81V240H80ZM109 238H110V241H109ZM130 238H131V241H130ZM15 239H17V240H15ZM53 239H55V240H53ZM85 239H86V241H85ZM114 239L117 241V242H115L114 241ZM144 239V240H143ZM145 239H147L148 241H149V243H148V241L146 240V242H145ZM151 239V240H150ZM2 240V241H1ZM138 240V241H137ZM140 240H141V242L142 243H140ZM15 241V242H14ZM29 241H30V243H31V245H30V243H29ZM54 241H56V243L54 242ZM124 241H125V243H124ZM127 241H129V242H127ZM134 241H137V242H139L140 244L138 245V243H136V246H138V248H134V247H136V246H134L135 245V242ZM143 241H144V243H148V244H146L147 246H145V245H143ZM159 241H160V243H161V245H159L158 243H159ZM21 242V241H20ZM35 242V243H34ZM55 244H54V243ZM113 242V243H112ZM127 242V243H126ZM130 242H132V243H130ZM80 243V244H79ZM114 243H124V247L123 248H121V246L119 245V244H114ZM134 243V245H133V247H132V244ZM9 244V245H8ZM19 244H21V245H19ZM24 244V245H23ZM27 246H26V245ZM28 244H29V246H28ZM53 245L54 247H53V249L50 247V245ZM83 244V245H82ZM127 244H130V245H127ZM142 244V246H140ZM18 245V246H17ZM33 245H34V247H33ZM79 245V246H78ZM80 245H82V246H80ZM110 245V246H109ZM33 248H32V247ZM37 246V247H36ZM48 246V247H47ZM76 246H78V247H76ZM140 246V247H139ZM146 247V249H145V247ZM153 246V245H152ZM163 246V247H164ZM19 247H21L20 249H22L21 251H22V253L24 252V253H30V251H29V248L31 247L32 248V255H35V256H37V260L34 258V256H33V260L35 259V261H33L32 259H31V257H32V255L31 254H28L29 256L27 257V253L25 254V255H21V256H24L25 258L23 259V262H20V261H22V259H20V258H22L21 256H19L20 254H22V253H19V251H17L18 250V248ZM25 247V250H23V248ZM28 247V248H27ZM39 247V248H38ZM73 247V248H72ZM126 247V248H125ZM128 247V248H127ZM130 247V248H129ZM132 247V248H131ZM145 249V252H142V251H144L143 249ZM149 247H151V246H149ZM159 247V248H160ZM3 248V249H2ZM15 248V249H14ZM31 248H30V250H31ZM41 248V249H40ZM43 248V249H42ZM56 250H55V249ZM80 250H79V249ZM82 248V249H81ZM112 248V249H111ZM134 248V249H133ZM171 248V250H169ZM19 249V250H20ZM34 249H35V251H34ZM37 249V250H36ZM39 249V250H38ZM44 249H48L50 252L49 253H51L50 254V256H49V253L46 251V250H44ZM58 249H59V251H58ZM125 249V250H124ZM127 249H129V253H128V250ZM138 249H140V250H138ZM142 249V250H141ZM166 249V250H165ZM45 251V252H43V251ZM63 250V252H60V251H62ZM66 250H68V251H66ZM69 250H70V252H69ZM71 250H72V252H71ZM89 250H90V252H89ZM116 250H119L118 252H116ZM122 250H123V252H122ZM127 250V251H126ZM131 250V251H130ZM161 250H162V254H161ZM169 250V251H168ZM5 251V252H4ZM26 251V252H25ZM37 251V252H36ZM38 251H40V252H42V253H39ZM138 251H141L142 252V256H138L139 254H137V253H139ZM151 251H153L154 253H155V256L154 255H151ZM165 253H164V252ZM17 252V253H16ZM60 252V253H59ZM78 252V253H77ZM101 252V253H100ZM108 252V251H107ZM117 253V255H115L114 253ZM120 252H121V254H120ZM135 252V256H134V254H130V253H134ZM137 252V253H136ZM148 252V251H147ZM152 252V253H153ZM2 253V254H1ZM36 253V254H35ZM47 253V254H46ZM59 253V254H58ZM67 253H68V255H67ZM69 253H71V254H69ZM100 253V254H99ZM126 253V254H125ZM147 254V256L145 257V255ZM153 253V254H154ZM164 253V254H163ZM74 254V255H73ZM81 254H83V255H81ZM99 254V255H98ZM113 254H114V256H113ZM126 255H128V258H125V256ZM145 254V255H144ZM157 254V255H156ZM172 254V255H171ZM88 255V256H87ZM90 255V256H89ZM111 255V256H110ZM120 255L123 257L124 256V258H122V257H120ZM133 255V256H132ZM144 255V256H143ZM168 255H170V257H168ZM14 256V257H13ZM70 256H71V258H70ZM92 256H94V257H92ZM100 256V257H99ZM132 256V257H131ZM148 256H150V257H154L153 259H150V258H148ZM164 256V257H163ZM167 256V257H166ZM42 257V256H41ZM85 257V258H84ZM92 257V259H90ZM118 257H119V259H118ZM127 257V256H126ZM135 257H137V258H142L143 260L145 259V261H143L142 259H141V261L140 260H137V259H135ZM144 257V258H143ZM156 257V258H155ZM160 257V258H159ZM162 257V258H161ZM172 257V258H171ZM3 258V259H2ZM51 258H54L53 260L51 259ZM58 258V259H57ZM68 258H69V261H66V260H68ZM95 258H97V259H95ZM113 258V259H112ZM120 258H122V259H120ZM134 258V259H133ZM70 259H73V260H70ZM75 259V260H74ZM82 259V260H81ZM95 259V260H94ZM104 259V260H105ZM117 259H118V261L119 262H117ZM157 259H159V261H160V263H159V261L157 260ZM164 259V260H163ZM165 259H167V261H165ZM41 260H42V258H41ZM77 260H79V261H77ZM86 260V261H85ZM91 260V261H90ZM97 260V261H96ZM126 260H127V262H126ZM134 262H133V261ZM137 260V261H136ZM152 260H153V262H152ZM169 260H171V261H169ZM31 261H33V263H30ZM56 261V262H55ZM71 261V262H70ZM76 261L78 262V263H76ZM88 261H90L89 263H88ZM110 261H112V262H110ZM126 263H125V262ZM140 261V262H139ZM156 261H158V262H155ZM162 261H163V263H162ZM164 261H165V263H164ZM169 261V262H168ZM34 262H36V263H34ZM62 262V263H61ZM87 262V263H86ZM117 262V263H116ZM131 262H133V263H131ZM40 263L41 264H43V262H41L40 261ZM27 264H28V262H27ZM39 264V263H38ZM100 264V263H99ZM142 264V263H141Z\"/></svg>",
  "mask_w": 264,
  "mask_h": 264
},
{
  "label": "crops",
  "instance_id": "0c3cea01",
  "mask_svg": "<svg viewBox=\"0 0 264 264\" xmlns=\"http://www.w3.org/2000/svg\"><path fill=\"white\" fill-rule=\"evenodd\" d=\"M23 1L26 2L28 8L20 6L18 1L12 3L18 16L23 17L45 9L46 0ZM49 1L52 4L57 0ZM81 1H85L83 2L84 6H81L82 11L92 18L95 29L103 33L119 37L131 36L137 31L144 30L150 22L160 15L166 14L184 37H192L199 42H220L224 36L228 38L234 36L248 21L249 11L245 5L254 3L253 0ZM223 8L231 11V18H221L220 22L221 20L222 22L219 24V15ZM2 9L3 7L0 6V12ZM228 23L231 25L230 29L225 30V27L223 29L220 27L221 24ZM166 34L170 37L175 36ZM182 35L177 36L182 37Z\"/></svg>",
  "mask_w": 264,
  "mask_h": 264
}]
</instances>
